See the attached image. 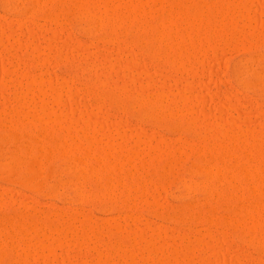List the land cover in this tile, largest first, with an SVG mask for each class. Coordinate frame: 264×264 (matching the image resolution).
Here are the masks:
<instances>
[{
    "label": "rangeland",
    "instance_id": "rangeland-1",
    "mask_svg": "<svg viewBox=\"0 0 264 264\" xmlns=\"http://www.w3.org/2000/svg\"><path fill=\"white\" fill-rule=\"evenodd\" d=\"M29 1L30 0H28V2ZM53 1L56 3H54ZM53 1L50 0V3L53 2V5L50 4L49 1L45 2V4L42 5L43 7L41 6L43 8V11H42V9H40L39 11H35L36 13L40 12L39 14H36V13H33L32 11H30V12H32L31 13L32 15H31L27 12V10L29 11L32 8L29 9V7H27L26 5L28 4V6H29L31 4V6H33V8H34V5H33L34 3L32 4L30 2L29 3L24 2V0H21V1L18 0L16 2L13 1L10 4L13 7V9H12L11 6L6 7L3 4V1L0 0V32H1L0 34L2 35V39L0 38V40H2L3 45L6 44V45H4L6 47H4L2 45V43L0 44V112L5 111V114H7V112H8L9 115H7V117L11 118V116H12L11 113L14 114V112H16V110H17L16 108L20 107V108H22V109L24 108V110H26V112H25L26 114H29V112H31V113L33 112L34 114L36 113L38 115V113H39V115H41V117H42V114L45 113L46 110H49V112L46 111V113H45L46 115H43V118H41V117L40 118L43 119V121H46L48 118L51 117V119L53 121L51 119H49V120L51 121L53 128L49 124L50 128H52V129L49 128L50 129L49 131L47 129L48 133H46V134H49L50 136L54 135L57 137L59 135L62 137H63V135H64V137H69V136L71 137V135L73 134L70 132L71 130L74 129L77 131V128H79V129L81 128V125H76L77 123L73 122L74 117H71V115H74L77 118L80 116L81 118L80 119L78 118V120H79L78 122H80V124H82L81 123L82 121L84 123V120H82V119L85 118L84 117L85 114L90 113L92 115V116H90L91 119L88 118L87 121L85 122V124L87 125V129H88V125H89L90 131L88 130V131H86V133L87 134L88 133L93 134L96 137L91 136L90 134H89L90 136L86 135V136H89V138L86 137L85 135H84L85 138H83L82 136L79 137L82 139L81 140L82 143L85 141L83 143V145L80 142L81 147L84 145H86V147L85 146L82 147L83 150L80 149L83 152L79 150V152L77 153V154H79V156L78 157L76 156V160H75V158L73 159L72 156H70V154H68V153H65V152L61 153L59 150L51 149L48 144L46 145L47 151L44 153V151H43L44 149L42 150V147L44 146V144L42 143L43 141H42L41 135L38 133L42 129L41 127L38 130L37 129L38 126H37L36 127V129L38 130L37 131L34 129L35 126H33L32 127L33 128L32 133H31L30 129L28 127H26L27 126L26 124L27 123L30 124L29 123L30 121L26 122V124H25L26 126H24L22 124V122L25 123V121L27 120L26 118H23L26 114L22 117L24 119V121L21 120L22 122L20 121V119H22L21 117H19L20 119L17 121V117L13 115L14 120L12 117L9 120L11 123L10 124L9 121L6 120L7 119L6 115L4 116V114L3 115L1 114L2 112L0 113L1 118H2V116H4L2 119L0 118L1 119L0 122L2 123V124H0L1 125V127H0V221H3V220L9 221V220L15 218L18 220H23V221H25V223L27 222V224H29L25 228L26 232H24V229L22 230L21 228H19L18 225H7V226L2 227V228L0 227V229H1L0 233H3L0 235V237H2V240H0V243H1L0 244V247H1L0 250L2 249V247L6 250V251H4L2 249L3 251L2 250L0 251V264H14V263L15 264H80V263H82V264H119V262H120V264H130V263L142 264L143 263L142 261L145 258L142 259L141 256H143V257L147 256V258H150L152 255L150 253V251L148 252V249H146V246H145V243L147 241H152V240H153V243H155L157 245H159V243H161L162 241H164V243L169 241L175 245V248L177 246V248L173 251V247H174L173 244H172V246H173L172 247L171 243L168 242L170 244V248L172 247L171 248L172 251L169 248V251H168L169 253L168 252L166 253V254H169V256L165 254L166 255L165 258H163L165 255L162 258H160V256H161V254H160L159 258H157L158 264H169V263L170 264H179V263L180 264H202V263L203 264L204 263H207V264H227V263L228 264H230V263L231 264H235V263L236 264H238V263L239 264H264V261H263L264 260V250L261 249L260 250L261 252H259L258 251L259 248H257V246L252 245L249 240L244 239L245 235H244V233L242 235V232L246 231V229H245V226L243 227V224H242V227L240 226L238 228H234L231 226L229 228H224V226H222V224H220L218 222L219 219H221L222 217L230 216V215H232V217H233L234 213H232L231 210L234 208V206L235 207H241L244 210L252 207V203L255 202L254 201L255 199L252 196L253 194L249 191L250 190L249 187L252 188L253 186H256V185L260 186V183H261V186L263 185L262 187L264 189V183H263L264 180L261 181L259 177H258L259 179L257 178V176H256V178L252 176L253 178L250 177L251 179L250 178L247 179V182H248V180L250 182L247 183L244 187H241V190L239 189L238 194H240V196L243 194L244 197H246V198L251 197L253 199L249 198L248 200L246 199L247 201L244 200L243 202H241V200L239 202L235 201V200H224L223 201L222 199H218L217 197H215L217 199L212 198L213 200L209 199V201H207V200L205 201L204 199L206 198V194L204 193V191L202 189L195 188V186H191L189 189L184 187L185 186L184 182H186V181H190V180L191 181H202L203 180V179L201 180V178H203V176L200 173L199 174L201 176H199V174H197L199 171L197 170V172H196V169H199L200 165H203V164L205 165V163L199 162L200 165L197 164L198 168H196L197 165L194 164L193 161H195V157L198 154H201L202 150L200 148H202L203 150H206L207 148H209V147H206L209 143H210L209 144L210 147L215 145V148H214V146L211 147L213 149L212 151L214 153H217L215 155H217L219 157L224 156L223 158H225L227 161L231 160L230 157H232L233 154L236 153V151H237V153L238 152L242 153V155L241 154H239V155H241L245 159H247V160H245L244 158H242V161H240L241 159H239V163L241 162L243 164L245 162V164H243V165H241V163L239 164L238 161H236L237 164H235V165L238 166V164H239L238 167L236 166L237 168L232 167V165L226 166V169L229 166H231V167H229V168H231L229 170V172H228L229 168L226 170L228 174L229 173L231 174V171H233L234 174H236L237 171L240 170L239 169L240 166L243 167L244 165H246L245 168H248L251 171L253 169L255 170V166L257 164L255 161L258 160L257 157H258V152H259V147H255V145L260 146V144H257V143L261 140L258 137L253 138L254 136L250 135V133H251L250 131L254 130L255 131V132L253 131L254 134L255 133L259 134L260 133L259 131L263 132L262 130H264V91H261L258 88V86L254 85L255 81H257V79H256V76L254 75V73L252 71L247 72L244 75V78L251 83V85H245L243 83H240L239 80L237 78H235L236 77L235 76V69L238 65L245 64L248 66L250 65L249 67L254 69L255 72L261 73L264 71V27H263L264 26V0H254L255 2L251 0L248 3L252 4V2H253L254 5L253 4L251 6L249 5L248 8H250V7H252V8L248 10V8L246 7L247 11L251 10L249 12L250 15H252L254 13L253 15L257 21V23H256L257 28L254 27L255 25L253 26V24L256 21L253 22L251 25L254 28L251 26H248V25H250V23L252 21L250 19H248V17H246V16H249V14L245 15L247 13V11L245 12V10H244V12H243V9H241L242 10V12H241L239 10V12H238V14L240 15L239 16L238 14H236L237 13L236 11H238V9H236V11H235L236 13H234V14H231V13H233V11H232L233 8L230 10L231 12L228 14L230 16L234 15L235 17L230 18L227 15L228 18L225 19V21H226L225 23H228L227 19H230L229 21L232 22L231 24H233V25L237 24L235 26H237L239 28H237V27L236 28L237 29L241 28L239 31L242 32V33H240L236 29L237 33H239V36L236 34L237 36L235 37V34H234L233 36L235 37V39H234V37H232L233 39L230 37H226V36H230L232 34L231 33L229 35V33H228V32H230L231 29L234 32H236L235 29H233L232 27H229V26H231V24L229 25L230 22L227 24L228 26L226 25L227 28L228 27L231 28V29L228 28L229 31L228 30L226 31L225 29H223V27L226 28L225 24L222 27L223 23L220 24L221 28H219L220 25L216 26V24H215V26H214L215 22L213 24H211L212 28H214V27H215V29H217L216 27L219 28L218 29L219 33L221 31H222L221 33H223V32L225 33V31H226V33H228V35H224V36H223V34L219 35V33L218 34L215 33V34L219 35V36H217V35H214V33H212L211 35L215 36V37H213V39L214 38L218 39L219 37L223 36L224 38L226 37L229 40L230 39H232V40H230L228 42V40L224 39L227 41V42H224L225 43L224 44L223 41H220L223 39H221V38L218 40L215 39L216 42H214V40H213L215 45H214V43H212V45H214L215 48L217 47L216 49L215 48L209 49V48L213 47V46H211V42H210L209 44L208 43L207 44L210 45L211 47L208 48V45H207L206 46L207 48H205V49H208L209 52L208 51L206 52V50L204 51V49L200 48L201 51L200 50L196 51V55H197L196 57H195V55L193 56L190 54V56H191V57L189 56L190 59L193 57L194 61L192 63L193 59H191V60L186 59L188 61H185L184 66H186V63L188 65L190 63L189 61H191L192 64L191 63L190 64L195 69L199 68L197 71L195 69L194 70L198 74H200V77H198L199 75L193 70V67L191 69L190 64L188 65V66H190V69H188L189 71H187L188 66L185 67L186 71L183 69L184 66H182V70L179 69L178 72L176 70H172L173 68L172 69L170 68L171 67L170 60L168 62V59H167V58H169V57H167L168 51L164 50V48H163V47H166L165 45H167V44H165V45L163 44L162 46L154 47L153 50L156 48V50H154V52L157 51V53L156 52L154 53L153 50L151 52H148V53H146V51H145V53H144V51L141 50V49H143V47L141 46L142 41L140 39L142 38V34H144L143 33L144 31L141 30L142 27L140 28L139 25L137 26L138 23L136 22V20H138V22H139L140 15L144 14L142 17L150 19V21L153 22V20L154 21L157 20V17L161 14V11H162V15H165L167 13V8L169 9V7H170L169 4L166 3L162 6L165 9V5H166V12L163 10V8L160 9L159 8L160 4H158V5H156V8L158 7L159 9L155 8L154 10H152L155 6L150 8V11H153V12H150L151 14L149 13L148 7H147L148 12L146 11V13H143L144 12L143 11V12H141V14L140 13L134 14L135 13L134 11L132 12V11L126 10V8H128V6L130 7V9L133 8L131 6V4L129 5L131 0H130V2H128V0L127 1L126 0H116V1L115 0H110V1L108 0L109 1V2L107 1L108 5H110L113 9H115L114 12L116 11L117 15L119 13V15H120L119 17H121L120 18L121 20H119V18L116 16V12L114 13L112 11L111 14H113L114 17H113V15L110 14L108 16H104L103 18H100L99 20L95 19L98 21L97 24L99 27L103 26L102 29L99 32H97V34L95 33L96 35L94 33H88L85 31L87 33V35H86L85 32H83L84 31L83 27H86L88 22L86 21V19H84L80 15H77L76 13L78 10H80V8L79 9L77 8V7H80L79 2H80V4L82 3L84 5L85 3H87L88 0H83L85 3L82 2V0L79 2L77 1L78 6L75 3L76 1L74 3L71 0H68V1L65 0V2H64V0H57L58 2L56 0H53ZM99 1L100 0H98V1L94 0V2H96L97 4L100 3L98 5H95V7L93 5L95 3L92 2L93 7H90L91 11H93L92 9L94 8V11L98 12L99 9L97 11V7L98 6H100V7L104 6V3L106 0H101L100 2ZM111 1H112V3H111ZM117 1H119L120 3ZM132 1L134 2V3L132 2L133 4H135L136 2L138 3V5L141 4V2H139L138 0H132ZM204 1L207 2V0H203L202 2H204ZM210 1L212 4H214V2L216 0H210ZM210 1L208 0V4L210 3ZM230 1H233V0H230ZM230 1L225 0L226 4ZM69 2H71V3H69ZM125 2H126V4L128 2L126 8H125V6L122 5V4H125ZM225 2H223V0H221L220 4L222 3V5H226ZM215 3H218V0ZM232 3L233 4L237 3V1L234 0V2H232ZM16 4H18V6ZM82 4H81V6H82ZM111 4H113V5H111ZM115 4L116 5H122V6H120V7H122V9L119 6L116 7ZM71 5H73V6H71ZM92 5H89V6H92ZM114 5L116 8L114 7ZM24 6H26V8H28L27 10H25V12H27L28 14L23 13L24 15H22V14L20 15L18 12H16V10H18V11L22 10V8ZM56 6H57V8H59L61 10L56 9ZM74 6L78 10H75ZM64 7H65V9H64ZM8 8L9 9L11 8L12 10H8ZM174 8H176L175 5H173V9ZM235 8H236V6H235ZM238 8H241V7H238ZM73 9H74V11H73ZM157 10H158V12H157ZM170 10L171 9H169L168 12ZM50 11L56 12V13L60 12V11H62V12L57 13L58 19L55 18L54 19L55 21H54L52 18V17H54V15H53L54 13H51L52 19L45 17L46 16L45 13H49ZM163 11L165 12V14H163L164 13ZM127 13H128V15H126ZM157 13H159V14L157 15ZM243 13H245V14H243ZM59 14H62V15H59ZM123 14H125V15H123ZM40 16H43V17H40ZM109 16L112 20L109 18ZM124 16L128 17V19L126 18L127 21H125L124 23L123 22L121 23L122 20H125L122 18ZM133 16H135V18ZM242 16L247 18L251 22H249V24H247L248 20L247 19L245 20V18L242 19L241 18ZM75 17H77V18H75ZM142 17H141V19H142ZM132 18H134L136 20H132ZM108 19L115 22L119 27L115 23L109 21ZM129 19H131L130 22H129ZM107 20L110 23L106 22ZM57 21H58V23H57ZM131 21L134 23V26H131L133 24ZM23 22L25 23L26 27L24 26ZM40 22H41V25H40ZM101 22H102V24H101ZM20 23H22L23 26L20 25ZM126 23H130V24H126ZM135 23H137V24L135 25ZM175 23L172 24L173 29L177 30L176 28H179L178 30H180V28H182V27H178V26H180V24L182 25V22L181 23L177 22L176 24ZM109 24H110V26H111V24H115L116 25L115 28L117 29V32H116V34L112 40L111 39L109 40L108 37H105L106 34L109 32L108 31L109 27L107 26ZM119 24L124 25V26H120ZM160 24L162 25V23H159V24L156 22L154 23V25H155L154 27L156 29H160V32H163L164 29L166 30L164 32H167V31L171 32L170 30H173V29H170L172 27L170 25V23L169 24L164 23V24H168V26L167 25L161 26ZM177 24H179V25H177ZM129 25H130V27H128ZM257 25H259V26H257ZM28 26H29V30L27 29ZM182 26H185V25H182ZM22 27L24 28V30ZM111 27L113 29V26H111ZM131 27H133V28H131ZM136 27H138V28H136ZM124 28L125 29L127 28V29L124 30ZM186 28L188 30L182 28V29H184L183 31H186V30L189 31V28L188 27H186ZM138 29L142 33L140 31H138ZM200 29L201 28H199V30ZM204 29L202 28L200 31L198 29L193 30V32L195 33L194 35L198 37L202 33L201 31H203V33L201 34L202 37L200 36L199 39L203 38V36L205 35L204 33L207 31V30L205 31ZM220 29H221V31H219ZM151 30H152V28H151ZM213 30H211V32ZM223 30H225V31H223ZM232 30H231V32H233ZM24 31H26V32H24ZM60 31H62L63 33ZM110 31H111V29H110ZM157 31L159 32V30H157ZM216 31H214V32H216ZM197 32H198V34H197ZM252 32H254V33H252ZM7 33H8V35H6ZM208 33H209V31H208ZM250 33H252V34L250 35ZM207 35L208 34H206L204 36V39L207 38L206 37ZM97 37L100 39H98ZM258 37H259V39H258ZM187 38L189 39V37H187ZM237 38H239V39H237ZM125 40H127V41H125ZM139 40H140V42H139ZM189 40H191V39H189ZM206 40L207 39H205V40L202 39V41H206ZM241 40H243V41H241ZM230 42H232L231 43L232 45L230 44ZM186 43H188V42H186ZM186 43H185V45H186ZM233 43H234V45H233ZM241 43L244 45L242 46ZM89 44H92V45H89ZM226 44H229V45L225 46ZM42 45H44V46H42ZM46 45H47V47H46ZM142 45H143V43H142ZM189 45H187V46H189ZM17 46H19V47H17ZM191 46L192 45H190L189 47L192 48L193 46L192 47ZM35 47L38 49H36ZM4 48H6V50ZM166 48L168 49V47H166ZM196 48L197 47H195L194 49H196ZM244 49H246V50H244ZM1 50H3V51H1ZM162 50H164L166 53L164 51H163L164 52L163 53ZM210 50H212V51H210ZM191 52L193 53V51L190 49V53ZM198 52H201V54H199V55H202V57H203V53L206 52L205 53L206 55H204V57H203V62H201V63L199 61H202V60L197 59V57H200L199 59L202 58L201 56H198V54H197ZM149 53H152V55ZM194 53H195V50H194ZM47 54H48V56H47ZM163 54H165V55L167 54V55L161 56ZM130 55H134V57L130 56ZM158 55H159V57H161L160 59H158L159 57L157 58ZM152 56H153V58H152ZM155 56H156L157 60L155 59ZM43 57H45L47 59L45 60ZM131 57H132V59H131ZM42 58L44 59L43 61H46V62H43L41 60ZM144 59H145V61H143ZM153 59H155L156 62ZM161 59H162V61H161ZM163 59H165V60L167 59V60L165 61ZM195 59H197L198 62L197 61L195 62ZM14 60H16V61H14ZM164 61H165V63H164ZM169 65H170V67H168ZM197 66H199V67H197ZM117 69H119V70H117ZM190 70L192 71V74H191ZM193 72H195L198 76H196L195 73H193ZM180 73H181V75H180ZM176 74H178V75H176ZM191 75H193V76L191 77ZM48 76H49V78H48ZM51 76H53V77H51ZM50 77L52 79H54L56 84H54L55 83L54 81L52 84H54L56 86L58 85L57 86L58 90L60 91V93L62 95V98H60L57 101L55 99H53L54 98L53 96H54L55 91H56V88H55L56 86H54L55 90L53 87H52L53 89L52 88L49 89L50 92H51V89L54 90L51 92L52 94L50 92H48V89L47 90L45 89L46 92L49 93V94L47 93V95H46L45 90L43 88H41L42 90H40L41 91L40 93H39V89H37L38 85H40V84L38 83V85H37V83H36L37 81H35V79L39 78V80H40V78H42V80L47 79V81H48V79L49 80L51 79ZM88 78H89V80L87 81L86 79H88ZM29 79H34V82H33L34 84L32 83V80H29ZM25 80L27 82L31 81V85H30V82L27 83ZM90 80H92L93 82H96V85L98 83L97 87L95 85L92 87V89H90L88 86H86L87 82H88L87 85H89ZM20 81H21V83H20ZM58 81H59V83L61 82L60 85L57 84ZM99 82H100V85H99ZM102 82H104L105 84ZM67 83L70 84V86H68ZM92 83H91V85H92ZM230 83H231V85H230ZM29 85L31 86V88L35 87L36 89L34 90V88H33V90H31ZM33 85H35V86H33ZM66 85H67L68 91L72 85L73 87H71L70 91L75 92V94L73 92H71L69 94V92L64 89V88H66ZM91 85H90V87H91ZM61 86H63V89L61 88ZM100 86H101V88H100ZM103 86L105 87L104 90L107 89L106 92H108V90L111 88H112V90H110V91H113L116 94H118V92H119V94L120 93L126 94L127 93L126 91H128V90H131V92L133 90L135 93H136V91H138V92L141 91V93L147 94V97H150V98L156 96L155 94L158 92L157 90L169 93V95L171 97H173V95H174V97H177L179 95L178 93H180V95L182 93V96H185V95H183V93H185L186 94L185 97H188V96H190V97H189V99L186 98L185 100H183V102H185L188 99L187 103H186V104H188L187 108H189L190 105H192V108L191 107L190 108L192 110L194 109L195 115L197 114L196 115V117H197L196 118V124L197 125H196L195 129L183 131L179 136H178V134H176L177 132L175 130H173V128H171V123H177V122L180 123V119L183 121L186 119L185 117H187V115L185 116L184 114L180 113V107H183L182 105L184 104L180 100H179L180 102L177 101L178 103L176 104V107L177 108L179 107V110L176 107H174L175 104L171 103L169 105V106L172 105V108H170V110L173 109L172 113H175V114H172L173 116H171V118L169 115L166 116L167 118L163 117L164 114L162 116V113H161L162 111L161 112L158 111V109L155 106H153V107H155V109L153 108V110H152V107H151L152 105H150V107H148V109L149 108L150 109L149 110L147 109L148 112L150 111L149 112L150 114L147 113V115L149 114L148 116H150V117L152 115H154V116L156 115V117L155 118L154 117H152V118H149V117L146 118L145 117L144 119H142V117H140V119L137 120L138 117H136V116L133 117L132 114H130L126 110H124L123 105L120 102L114 101L115 98L111 97L113 99H110V96H109L110 100L109 99L107 100L108 96L104 95V94H106V92L103 90V88H104ZM263 87H264V85H263ZM94 88H96V90ZM98 88H100V89H98ZM88 89H90V90L88 91ZM63 90H65L69 95L66 93L68 95L67 96L65 94V92L63 93L62 92ZM85 90L87 92H85ZM92 90H93L94 94H92ZM151 90H152V92H151ZM235 90H237V91H235ZM16 91L18 93H20L21 96ZM28 91L30 93H33V91H34V94L36 91H38V92H36L37 97L36 98L31 97V96H35V95L34 94L30 95ZM42 91L44 93H42ZM24 92H25V94L27 93L28 96L30 95L29 97H30V100L32 99L31 101L34 102V100H35L34 104H39V106H42V108L39 107L42 110H40V109L36 110L38 108L37 105H34V104L32 105L33 102L29 103V102H31L30 100H29V102H27L26 98H25L26 95L24 94ZM90 92H91V94H90ZM98 92H99L100 97H98L99 96ZM100 92H101V94H100ZM233 92H235V93H233ZM37 93H38V95L39 94L41 95V93L44 95V97L41 98L43 101L39 99L40 96L38 97ZM229 93L233 94V95H230V99L232 102L230 101V99H229V101H227L228 100L227 98H229L228 97ZM63 94H65V95H63ZM153 94L155 96H153ZM18 95L20 96V98H22V96L24 98L20 99L18 97ZM71 95H73V96L76 95V96H75V98H69V96L73 97ZM234 95L237 97V99ZM231 96H233V97H231ZM17 97H18V99H17ZM103 97H104V99H103ZM33 98H35V99H33ZM71 99H73V100H71ZM100 99H102V100L99 102ZM94 100H95V102H94ZM97 100L99 103L97 102ZM224 101L227 104L231 103V104H229L230 107H228V106L226 107L225 105H222L221 103ZM181 102H182V104H181ZM23 103L26 104L27 108L24 105L21 106ZM97 103L99 104V106L97 105ZM232 103H235V104H232ZM219 104L221 105V107ZM234 105H236V109L233 108ZM87 106L90 107L89 108L90 110L94 109L93 112H91L89 109H87L88 108ZM91 106L92 107L95 106V108H92ZM120 106H121V108H120ZM166 106L168 107V104L164 105V107H166ZM186 106L182 108L183 113H185V109H187ZM237 107H239V110H241V112H242L241 114H240L239 110H238L239 112L237 111ZM32 108H33V111H32ZM85 108L87 109L86 112H84L86 110ZM220 108H221V110H220ZM14 109H16V110H14ZM120 109H122V110H120ZM156 109H157L160 116L158 115ZM24 110L20 109V111H23V112H21L22 114L24 113ZM35 110H36V112H34ZM17 111H19V110H17ZM37 111H38V113H37ZM88 111H90V112H88ZM40 112H43V113L40 114ZM177 112L180 113V115ZM50 113H52V114H50ZM71 113H73V114H71ZM67 114H68V116L66 117L65 115H67ZM82 115H84V116H82ZM181 115L183 116L184 119L182 118ZM46 116L48 118L45 120ZM5 117H6V119H5ZM28 117H29L28 119H30V115H28ZM32 117H33V115L31 116V118ZM68 117H71V119L70 118L69 119L73 123H71V122L69 123L70 120L68 119ZM157 117L158 118L161 117V120L157 119ZM172 117H174V118H172ZM198 119H199V121H197ZM49 120H47V121H49ZM174 120H176V122ZM4 121H5V123H4ZM217 121H221V123H223L222 125H224V127H225V123L226 124L229 123V125H230L232 122L236 126V127L232 128L233 126L230 127L228 125V127L230 128V131H229L227 126L224 128L221 125L223 129L220 130L221 129L220 128L218 130L219 132L222 131V133H225V131L226 132L227 131L228 132L233 131L235 133V132H237V128L239 126H242L244 129L247 128V131L245 130L244 133L249 132V135L251 137L247 136L246 135L247 133H245L243 135L241 134L242 136H238L239 139L234 138V137L231 138L230 136H228V138H227V135H225L226 133L224 134V136L222 133H218L216 135L217 137H215L213 134H211L212 131H210L209 129H210V124L211 125L213 123L217 124L218 123ZM87 122H89V124H87ZM116 122L118 123V125ZM3 124H5V125H3ZM69 124H70V126H69ZM216 124H214V125H216ZM71 125L76 127V129ZM198 125H199V127H198ZM21 126H23V127L21 128ZM44 128H45V126H44ZM44 128H43L44 132L40 131V133L45 134L46 128L45 129ZM94 129H95V132H94ZM96 129H98V132L96 131ZM205 129H207V130H205ZM226 129H228V130H226ZM248 129H251V130L248 131ZM27 130H28V132H27ZM74 130H73V132L75 133ZM8 131H10L11 133ZM207 131H209L211 133L208 134ZM49 132H52V134ZM69 132L71 133V135ZM199 132H201V133H199ZM12 133H17V135L19 136L18 137L19 142L16 143L10 139H6V140H3V142H1L2 136H4L5 134L7 135V134H12ZM36 133H37V135H36ZM67 133L69 136L67 135ZM96 133H98V135ZM205 133H206V135L208 134L207 137H205L206 136ZM26 134H27V136H26ZM210 134L213 135V137H215V138L210 137L211 136ZM220 134H222V135L220 136ZM262 134L264 135V132ZM103 135H104V137H103ZM201 135H203V137ZM22 136L24 138L25 137L26 138L24 139ZM218 137H220V138H218ZM246 137H248V141H247ZM69 138L68 139L65 138L67 142H69V140H71ZM86 138H88V140L91 139V141L89 140L90 142H92V139H96V138L97 139L95 141H93L94 143L92 142L93 144L91 143V145L88 146L90 142L88 140H85ZM101 138H102V140H101ZM243 138H244V140H243ZM28 139H30V140H28ZM207 139H209V140H207ZM219 139H222L223 143H222V141L220 142ZM249 139L251 140V142ZM256 139L257 140L259 139V140L256 141ZM100 140L102 141V143ZM203 140H204V142H203ZM79 141H80V139H79ZM86 141L88 142V145L86 144L87 143ZM207 141H209V143ZM245 141L248 144H246ZM11 142H13V143L11 144ZM95 142H96V144H95ZM214 142H216L217 145ZM23 143H25V144H23ZM220 143H222V146L220 145ZM251 143H253V144H251ZM161 144L163 147L161 146ZM242 144L243 145L246 144L247 145V146L245 145L246 148L249 147L248 151H247V149L243 148ZM156 145H159L160 147H162V148H160V147L159 148L164 149V150H161V152H159L160 150L157 149V150H159L158 154H157V150L155 148ZM225 145H227V146H225ZM251 145H253V146L250 147ZM103 146H104V149L105 148L110 149V150H108L109 151V158H106L104 160L102 158V160H101L100 152H102L104 150V149H102ZM152 146H154V147H152ZM112 147L114 148V150ZM218 147L220 150L218 149ZM220 147H222V148H220ZM254 147L256 149H254ZM40 149H41V151H40ZM48 149H50L51 151ZM115 149L118 151V153H116ZM216 149L219 151H217ZM241 149H243V150H241ZM245 150H246V152H244ZM61 151H65V147L62 146ZM226 151H227V153H226ZM30 152H32L33 153L32 155H35V157L30 158ZM220 152H221L222 156L219 155ZM8 154H10V156ZM82 154L87 155L88 157H86ZM111 154H112V156H111ZM129 154L131 155L130 157H129ZM136 154H138V155H136ZM243 154L247 155V157H245ZM253 154H254V156H253ZM14 155H16V157ZM95 155H96L97 160L95 159ZM185 155H186V157H185ZM230 155H232V156H230ZM18 156H19V158H18ZM198 156H197V158H198ZM248 156H249V158H248ZM37 158H39V160H37ZM255 158H257V159H255ZM98 159H100L99 163H97ZM122 159H123V161H122ZM127 159H128V161H126ZM232 159H233V157H232ZM250 159H251V161H249ZM18 160H20V161H18ZM83 160H85V161H83ZM114 160H117V162H115ZM177 160L179 162H176ZM196 161H197V159H196ZM249 162H251V163H249ZM7 163L8 164L10 163L9 164L10 166ZM114 163H116V165ZM248 163L253 166L252 169H251L252 166L249 165ZM99 164H101L102 166ZM117 164H118V166H117ZM120 164H122V166ZM229 164H231V162ZM165 165H169L171 167L168 168L169 166H165ZM222 165L224 166L225 164L222 163ZM150 166H151V168H150ZM193 166L195 168H193ZM116 167H118V168L120 167L119 168L120 170L117 169ZM134 167L136 170L134 169ZM102 168L104 170H102ZM138 168L140 171H138ZM164 168H165V170H164ZM232 168L236 169V170H233ZM171 170H172V172H171ZM99 171L101 172V174H99L100 173ZM235 171H236V173H235ZM80 172H86L88 177L86 176L85 179H80ZM118 172H119V174H118ZM127 173H128V175H126ZM137 173H138V175H137ZM76 174H78V175H76ZM96 174H99L98 175L99 177L100 176L103 177L104 184L105 185L108 184V186L110 187V190H109V187H107L108 189L106 188L107 190L111 191L110 194L112 196L110 195V198L105 193V189L99 187L98 181H97L98 176ZM102 174L104 176H102ZM160 174H161V176H160ZM162 174L168 175V176H164ZM130 175H132V177ZM232 175H233V173H232ZM135 176L138 178V180ZM162 176H164L165 179ZM254 179H255V181H254ZM261 179H262V177H261ZM259 181H261V182H259ZM113 182H114V184H113ZM118 182H120V184ZM252 182H255V183L253 184ZM115 183H117V184H115ZM223 183L221 185L219 184L218 186L220 188H222V187L225 188L226 182H223ZM134 184H135V186H134ZM248 184H249V186H248ZM250 185H252V186H250ZM72 187H74V188H72ZM132 187H133V189H132ZM134 187H135V189H134ZM142 187H143L144 191L141 189ZM78 188H80L81 193L83 195H86V197L88 199L86 197H85L86 199L80 197L81 200H79L80 198L76 193V190ZM242 189H243V191H242ZM135 190H137L139 192H137V191L135 192ZM140 190H141V192H140ZM146 190L148 192H146ZM253 190L254 189H252V192H253ZM94 191H96V192H94ZM112 191H114L115 193H112ZM254 191H256V190H254ZM97 192H98V194H97ZM99 193H101V194H99ZM249 193H250V196L246 195ZM154 194H155V197H154ZM91 195H93V196H91ZM99 195L101 197H99ZM106 195L108 197H106ZM71 197H73V198H71ZM74 197H77V198H74ZM130 197H132V198H130ZM153 197H154V199L156 198L155 199L156 201H154ZM214 199H215V201H214ZM250 201H252V202H250ZM205 202H207V203L204 204ZM117 205H119V206H117ZM167 205H168V207H167ZM181 208H188V209L192 210L193 213L198 212L200 214L202 212L205 213L206 208L211 209V210L213 209L212 211L214 212V215L216 216L218 221L215 223H214V221H212V223L209 222V219H207V221H206V219H202L203 220L202 221L200 219L204 218V217L201 216L199 218V216H198L199 214H197L195 216L196 218H199V219L194 218V220L191 219L190 222H187V223L182 222V221L179 222L178 220H174L173 216L178 215L180 213L179 211L181 210ZM229 208H231V210ZM228 210L230 211V213ZM82 214L84 215V217ZM242 214H244V213H242ZM125 215L127 217L132 215V219L130 217H129L130 219L126 218ZM74 216H77V217H75V219H74ZM237 216L235 215L234 217H237ZM71 217H73V221H71V219H70ZM242 217H244V216L239 215V218H242ZM84 218L86 220L87 226L85 223H84L85 224V226H84L83 222L80 225L81 219H84ZM86 218H89L88 220L91 223L88 222ZM122 218H123V220H126V222H125L126 225L123 223L124 227H122L121 229H117V227H114V226H117V223H119L120 220L123 221ZM133 218H134V220H133ZM47 219L48 220L50 219L51 223ZM78 219H80V220H78ZM69 220H70V222H69ZM74 220H76V221H74ZM135 220H136V222H133ZM196 220H198V221H196ZM36 221H37V223H36ZM46 221L48 222V224L50 223V225H48ZM206 222H208V223H206ZM52 223L53 224L60 223L59 225H61V226H63V223H64V226H68L71 223V225H70L71 232L69 230V226H68L69 231L68 232L66 231V238L67 239L65 238V234H64L65 230L62 233L61 230H60L61 232H59L58 230L53 229V226H51ZM67 223H68V225H65ZM147 223L149 225H146ZM35 224L37 226H38V224L40 226L42 225L41 227H44L45 229H47V230H45L44 228L40 229L41 227L38 226L39 227L38 229L40 230L39 232L37 231L39 233V238L37 236H35L34 239L38 238L40 241L39 242L40 244L36 242L37 239H36V241H32V240H34L32 238L33 237L32 235L34 234V230H36V228H34ZM73 224H74V226H73ZM94 224H95V226H93ZM129 225H130V227H129ZM28 226H29V228H28ZM145 226H147V227H145ZM148 226H149V228H148ZM50 227L54 230V232H51L52 229ZM83 227L86 230H84ZM136 227L141 228V229L143 228L142 231L144 230V232H142L141 230H139L137 232ZM199 227L201 229H199ZM262 227L264 228V226H262ZM108 228H109V230H108ZM263 228H261L260 230H263ZM2 229H3V231H2ZM20 229H21V231H20ZM43 229L46 231L43 234H46V235L42 234V236H47V234L49 236V237H47L48 239H46V240H44L45 239L44 237L41 238L42 236H41L40 232H41V230H42V232H44ZM110 229H112V230H110ZM158 229H160V230H158ZM12 230H13V232H12ZM55 230L59 233L64 234V237H62L63 236L62 234H59V233L57 234V232H55ZM75 230L76 231L78 230L77 231V237H76V234H73V233H76ZM119 230H122L123 234H122V232H119ZM198 230H199V232H197ZM208 230L210 232V235L214 236L213 234H215V238L217 235L219 236V241H218V236H217L216 241H214L212 239L214 242L213 243L211 242V244H208V245H211V247H213V248H210V246H208L209 249H204V247H203V250L198 249L199 251L196 250V251H194L195 253L191 252L190 255L193 254V256L194 255L195 256L194 257L192 255L189 257L187 256L188 259L185 258L186 256L184 254H182L185 256L184 257L185 260H183L182 259L183 257H181L180 255L177 254L178 251H180L179 249L181 248V246H182V249L184 252L183 243L184 242L187 243L188 239L194 238V236L198 235V233H199V235L202 234L203 238L205 236L206 240L207 239L211 240V238H214L212 236H209ZM221 230H222V232H221ZM242 230H244V231H242ZM7 231H9L8 233L11 235V236H9V238H8L9 234H7ZM22 231L24 232L23 234L21 233ZM47 231H48V233H47ZM86 231H88V232H86ZM135 231H136V233H135ZM206 231H207V233H206ZM223 231H224V233H223ZM226 231H227L228 235H227ZM29 232H30V234H29ZM128 232H129V234H128ZM132 232H133V234H132ZM179 232H181V233L184 232L185 234L183 233V235L187 234L186 235L187 237L186 236L182 237V240L185 237L184 238L185 241L183 240L184 242L183 241L179 242L181 240V239H179L181 237H178V235L181 236V234ZM262 232H264V231H262ZM137 233H139V235H140L139 237H138ZM222 233L224 234V236L226 235L225 238H224V236H222V238H221L220 235H222ZM35 234H36V232H35ZM67 234H68V236H67ZM136 234H137L136 237H138V238H136L134 236ZM3 235L4 236L6 235V236L4 237ZM24 235H25V238H24ZM88 235H90L91 237L89 238ZM97 235L98 236L101 235L99 237L100 238L99 240H97L98 239ZM52 236H53V239L50 238ZM69 236H71V237L69 238ZM84 236H86L87 238H85ZM93 236H97V237L95 238ZM188 236H190V238H188ZM126 237H129L128 239H130V238L131 239L128 241V240H126ZM134 237H135V239H134ZM4 238H6L8 240L6 241V239H4ZM71 238H73V239H71ZM84 238L87 241L84 240ZM123 238H125V240L127 241V242L124 241V242H126V245L128 243V248L126 247L127 248L126 252H124L125 254H123V251H125V250H122V249L120 250L119 245L116 247V245L121 240L123 241ZM40 239L42 241L43 240L44 241L41 243ZM57 239H60V240H57ZM69 239H71V240H69ZM74 239H76V240H74ZM220 239H221V241H220ZM246 239H247V237H246ZM56 240H57V243H56ZM63 240H66V241L64 242ZM263 240L264 239H262L261 241H263ZM21 241L24 244L28 241L27 244L29 243V245H32V246H30V248L32 250H30V248H27V246H29V245L25 244L26 249H27L26 250L25 245ZM48 241H51V243L54 245V247ZM68 241H69L68 244H65L64 246L60 245L62 243L63 244L67 243ZM105 241L108 243V245H106L107 243L105 244ZM70 242H72V243H70ZM112 242L113 243L115 242V244H113ZM49 244L53 248H51V246ZM212 244H213V246H212ZM80 245H81V247H80ZM114 245H115V247H114ZM160 245H162V243ZM107 246H110V248L108 247V249H107ZM253 246L256 247V249ZM32 247H35L36 249L32 248ZM112 247H114V248H112ZM48 249H50L51 251L53 250V252H50ZM94 249H97L98 252H100L101 250L104 251L103 253L104 254L106 253V256H108V257H106V256H105L106 258L105 257H103V258L98 257V254H96L97 251ZM128 249H130V250H128ZM218 249L220 252H216V251H218ZM23 250H25V251H23ZM33 250L35 253L33 252ZM35 250H37V251H35ZM205 250H207V251H205ZM209 250L211 252H209ZM29 251L32 255L30 253H29L30 255L28 253L27 254L25 253V252H29ZM105 251H108V253ZM129 251H131V252H129ZM176 251H177V253H176ZM262 251H263V253H262ZM48 252H50L51 254ZM115 252H116V254H115ZM147 252L151 254V255L149 254L150 257L148 256ZM183 252H180V253H183ZM127 254H129V255H127ZM177 256H179L181 258L179 259ZM1 257H3V258H1ZM135 257L138 258L137 259L138 262H135L136 261ZM153 257L154 256L152 255V258ZM12 258H13V260H12ZM97 258L101 259V260H98ZM122 258H124L125 261ZM167 258L169 260H167ZM190 258H192V259H190ZM102 259L105 262L102 261ZM1 260H2V262H1ZM72 260H73V262H72ZM146 260H148V259H146ZM153 260L156 261V259H153ZM150 261H152V260H148L147 262L149 264H156L153 261H152V263ZM189 261L190 262L193 261V262L190 263Z\"/></svg>",
    "mask_w": 264,
    "mask_h": 264
},
{
    "label": "bare ground",
    "instance_id": "bare-ground-1",
    "mask_svg": "<svg viewBox=\"0 0 264 264\" xmlns=\"http://www.w3.org/2000/svg\"><path fill=\"white\" fill-rule=\"evenodd\" d=\"M3 1V4L6 6V7H12V5H10L11 4V2H13V1H18V0H2ZM21 1V0H20ZM33 1V2H32ZM45 1V0H44ZM43 0H30L29 2L30 3H34L33 5H34V8H33V6H31V4L28 6V4L26 5L27 7H29V9L30 8H32V9H30L29 11L27 10L28 8H26V6H24L23 8H22V10H20V11H18V10H16V12H18L20 15L22 14V15H24L23 13H29V14H31L32 12L33 13H36L35 11H39L40 9H42V11H43V6L42 5H44L45 4V2H48L49 1V3H50V0H46L45 2H44ZM51 1H53V0H51ZM57 1V0H56ZM68 1V0H67ZM73 3L75 2L76 3V5L78 4V2L79 1H81V0H71ZM78 1V2H77ZM96 1H98V0H96ZM101 1V0H100ZM99 1V2H100ZM108 0H106L105 1V3H104V6H98L97 7V11H98V9H99V11L98 12H95L94 11V8L92 9L93 11H91L90 10V7H93V5H94V7H95V5H98V4H100V3H96V2H94V0H88L87 1V3H85L83 0H82V2H84L85 4L83 5L82 3V6H81V4H80V2H79V5H80V7H77L78 9L80 8V10H78V9H76L75 8V6H74V8H75V10H78L77 11V15H80V16H82L84 19H86V21L88 22L87 23V25H86V27H83V32H88V33H96L97 34V32H99L101 29H102V27L103 26H101V27H99L98 26V21L97 20H99L100 18H103L104 16H108V15H110L111 14V12L113 11L114 12V10L115 9H113L110 5H108V2L110 1H108ZM116 1V0H115ZM127 1V0H126ZM139 2H141V4H139L138 5V3L136 2L135 4H133L134 2L131 0V2H130V0H128V2H130L129 3V5L131 4V6L133 7L132 9H130V7L128 6V8H126V6H127V4H128V2H127V4H126V2H125V4H122L123 6H125V8H126V10L127 11H134L135 13L134 14H138V13H140L141 14V12H143V13H146V11L148 12V9H149V13L150 12H153V11H150V8H152V7H154L152 10H154L155 8H156V5H158V4H160L159 5V8L161 9V8H163V10L166 12V5H165V9H164V7H162L164 4H169V9H171L169 12H168V8H167V13L165 14V12L163 13V14H165V15H162V11H161V14L157 17V20H153V22L152 21H150V19H147V18H144V17H142L144 14H139L140 15V20H139V22H138V20H136V19H134L135 18V16H133L134 18H132V20H136V22L138 23H135V25L137 24V26L139 25L140 26V28H141V30L142 31H144L143 33L144 34H142V38L140 39L141 41H142V43H143V45H142V43H141V46L143 47V49H141L142 51H144V53H145V51H146V53H148V52H151L152 50H153V48L154 47H157V46H162L163 44L165 45V44H167V45H165L166 47H168V49L166 48V47H163L164 48V50H167L168 51V55H167V57H169V58H167L168 59V62H169V60H170V65H171V67H170V65L168 66V67H170L172 70H176L177 72H178V70L179 69H181L182 70V66H184V64H185V61H188V60H186V59H189V60H191V59H193V57L190 59V54L191 55H195V57L197 56L196 55V51H201V49H204V51L206 50V52L208 51V49H205V48H207L206 46L211 42V46H213V47H211L210 45H208V48L209 47H211V48H209V49H214L215 47H214V45H215V43L214 42H216L215 41V39H217V38H214L213 39V37H215L214 35H217L219 32H218V29L219 28H221V23H223L222 24V27L224 26V24H225V27L227 28V24L229 23V25L232 23L231 21H229L230 19H227V21H228V23H225L226 21H225V19L226 18H228L227 17V15L230 17V18H233V17H235L234 15L232 16H230L228 13H230L231 11V9H232V11H233V13H231V14H234V13H236V14H238V12H239V10L242 12V10L241 9H243V12H244V10H245V12L247 11L246 9L249 7V5L251 6L252 4H253V2H252V4L251 3H248L249 1H251V0H236L237 1V3H232V2H234V0L233 1H230V0H227V1H230V2H228L227 4H226V2H225V0H223V2H225V4L227 5H222V3L220 4V1L221 0H218V3H215V2H217V0L214 2V4H212L211 3V1H210V3L208 4V0H207V2H202L201 0H138ZM240 1V2H239ZM252 1H254V0H252ZM24 2H28V0H24ZM28 2V3H29ZM54 2V1H53ZM53 2H51L50 4H52L53 5ZM58 2V1H57ZM63 2V1H62ZM64 2H65V0H64ZM92 2L93 3H95V4H93L92 5ZM117 2H119V1H117ZM133 2V3H132ZM243 2V3H242ZM255 2V1H254ZM43 3V4H42ZM54 3H56V2H54ZM69 3H71V2H69ZM111 3H112V1H111ZM120 3V2H119ZM205 3V4H204ZM239 3V4H238ZM241 3V4H240ZM248 3V4H247ZM23 4V3H22ZM103 4V3H102ZM114 4V3H113ZM113 4H111V5H113ZM133 4V5H132ZM175 5V7L176 8H174L173 9V5ZM17 6H18V4H16ZM55 5V4H54ZM69 5V4H68ZM67 5V6H68ZM89 5H92V6H89ZM116 5V4H115ZM115 5H114V7H115ZM122 5H116V7H120V6H122ZM240 5V6H239ZM254 5V4H253ZM16 6V7H17ZM31 6V7H30ZM42 6V7H41ZM71 6H73V5H71ZM78 6V5H77ZM168 6V5H167ZM172 6V7H171ZM233 6V7H232ZM235 6H236V8H235ZM40 7V8H39ZM59 7V6H58ZM115 7V8H116ZM147 7H148V9H147ZM238 7H241V8H238ZM247 7V8H246ZM5 8V7H4ZM15 8V7H14ZM121 9H122V7H120ZM158 8V7H157ZM156 8V9H157ZM158 8V9H159ZM252 7H250V8H248V10L249 9H251ZM256 8V7H255ZM12 9H13V7H12ZM11 8L9 9L8 8V10H12ZM16 9V8H15ZM19 9V8H18ZM56 9H59V8H57V6H56ZM64 9H65V7H64ZM119 9V8H118ZM117 9V10H118ZM120 9V10H121ZM129 9V10H128ZM147 9V10H146ZM236 9H238V11H236ZM25 10H27V12H25ZM59 10H61V9H59ZM63 10V9H62ZM70 10V9H69ZM119 10V11H120ZM30 11H32V12H30ZM46 11V10H45ZM73 11H74V9H73ZM236 11V12H235ZM251 11V10H250ZM250 11H247V13L245 14V13H243V14H245V15H247V14H249V16H246V17H248V19H250V20H248L247 18H245V17H241L242 19L243 18H245V20L247 19L248 21V23L247 24H249V22H251L250 23V25H248V26H251L252 25V23L253 22H255L256 21V19H255V17H254V13L252 14V15H250ZM12 12V11H11ZM62 11H60V12H57V13H61ZM116 12V11H115ZM114 12V13H115ZM122 12V11H121ZM125 12V11H124ZM157 12H158V10H157ZM27 13V14H28ZM40 12H38V13H36V14H39ZM50 13V14H49ZM49 13H45L46 14V16L45 17H48V18H51L52 17V15H51V13H54L53 15H54V17H52L53 18V20L55 19V18H57V13L56 12H49ZM74 13V12H73ZM129 13V12H128ZM128 13L126 14V15H128ZM148 13V14H149ZM262 13V12H261ZM260 13V14H261ZM66 14V13H65ZM133 14V13H132ZM151 14V13H150ZM149 14V15H150ZM159 13H157V15H158ZM256 14V13H255ZM32 15V14H31ZM48 15V16H47ZM59 15H62V14H59ZM58 15V16H59ZM111 15H113V14H111ZM123 15H125V14H123ZM147 15V14H146ZM239 15V14H238ZM257 15V14H256ZM50 16V17H49ZM116 16L119 18V20H121L120 18L121 17H119L120 15H119V13H118V15H117V12H116ZM131 16V15H130ZM240 16V15H239ZM40 17H43V16H40ZM112 17V16H111ZM113 17H114V15H113ZM125 17V16H124ZM122 17L123 19H125V20H122L121 21V23L123 22H125V21H127V19H128V17ZM138 17V16H137ZM141 17H142V19H141ZM146 17V16H145ZM148 17V16H147ZM152 17V16H151ZM150 17V18H151ZM156 17V16H155ZM262 17V16H261ZM260 17V18H261ZM51 18V19H52ZM75 18H77V17H75ZM107 18V17H106ZM109 18H110V16H109ZM127 18V19H126ZM131 18V17H130ZM26 19V18H25ZM58 19V18H57ZM95 19H97V20H95ZM105 19V18H104ZM111 19V18H110ZM27 20V19H26ZM30 20V19H29ZM44 20V19H43ZM52 20V21H53ZM95 20V21H94ZM109 20V19H108ZM106 21V22H108V23H110L109 21H111V20H109V21ZM115 20V19H114ZM118 20V19H117ZM130 20L131 19H129V22H130ZM55 21V20H54ZM101 21V20H100ZM99 21V22H100ZM116 21V20H115ZM182 22V25H185V26H182L180 23V26H178V27H182V28H184V29H187L186 27H188L189 28V31H183L184 29H182V28H180V30H178L179 28H176L177 30H174L173 29V26H172V24H174L175 22ZM22 22V21H21ZM25 22V21H24ZM23 22V24H24V26L26 27V25H25V23ZM96 22V23H95ZM111 22H113V21H111ZM132 22V21H131ZM135 22V21H134ZM162 23V25H167L168 26V24L170 23V25L172 26L170 29H173V30H170L171 32H164V31H166L165 29H164V31L163 32H160V29H156L154 26V23ZM176 22V23H177ZM215 22V23H214ZM234 22V21H233ZM244 22V21H243ZM246 22V21H245ZM263 22V21H262ZM57 23H58V21H57ZM113 23H115V22H113ZM119 23V22H118ZM120 23V24H121ZM133 23V22H132ZM164 23H168V24H164ZM175 23V24H176ZM214 23V26H215V24H216V26H218V25H220V27L218 28V27H216L217 29H215V27L214 28H212V25L211 24H213ZM236 23V22H235ZM234 23V24H235ZM256 23H257V21L253 24V26L254 27H256ZM100 24V23H99ZM101 24H102V22H101ZM116 24V23H115ZM115 24H111V26H113V29H112V27L110 26V24L109 25H107L108 27V33L106 34V36L105 37H108L109 38V40L111 39H113L114 38V36H115V34H116V32H117V29L115 28V26L117 25H115ZM119 24V25H120ZM126 24H130V23H126ZM179 24H177V25H179ZM20 25H22V23H20ZM40 25H41V22H40ZM104 25V24H103ZM161 25V24H160ZM161 25V26H162ZM227 25V26H226ZM235 25H237V24H235ZM235 25H233V24H231V26H229V27H232L233 29H235V31H236V29L237 28H239V27H237V26H235ZM246 25V24H245ZM23 26V25H22ZM30 26V25H29ZM29 26H28V30H29ZM61 26V25H60ZM118 26V25H117ZM120 26H124V25H120ZM131 26H134V23L131 25ZM234 26V27H233ZM253 26H251V27H253ZM257 26H259V25H257ZM31 27V26H30ZM39 27V26H38ZM64 27V26H63ZM119 27V26H118ZM128 27H130V25L128 26ZM127 27V28H128ZM164 27V26H163ZM170 27V26H169ZM176 27V26H175ZM228 27V28H229ZM237 27V28H236ZM253 27V28H254ZM264 27V26H263ZM18 28V27H17ZM21 28V27H20ZM23 28V27H22ZM126 28V29H127ZM131 28H133V27H131ZM136 28H138V27H136ZM151 28H152V30H151ZM199 28H205L204 30L206 31L204 34L206 35V34H208L206 37L207 38H205V39H207L206 41H202V39L203 40H205L204 39V36H203V38H200L199 39V37L201 36V34L203 33V31H201L202 33L200 34V36H195L194 34V32H193V30H195V29H198L199 30ZM226 28H224L223 27V29H225L226 31L228 30V28L226 29ZM243 28V27H242ZM250 28V27H249ZM257 28V27H256ZM255 28V29H256ZM26 29V30H27ZM50 29V28H49ZM110 29H111V31H110ZM121 29V28H120ZM125 28H124V30H126ZM155 29V30H154ZM162 29V28H161ZM169 29V28H168ZM182 29V30H181ZM200 29V30H201ZM214 29V30H213ZM229 29H231V28H229ZM241 29V28H240ZM240 29H237L238 31L240 30ZM2 30V29H1ZM23 30H24V28H23ZM137 30V29H136ZM157 30H159V32L157 31ZM199 30V31H200ZM211 30H213L212 32H211ZM217 30V31H216ZM225 30H223V31H225ZM232 30V29H231ZM231 30H230V32H228L229 33V35L230 36H226V37H230V38H232V37H234L233 35L235 34V37L238 35L239 36V33H237V31L236 32H234L233 30V32H231ZM13 31V30H12ZM132 31V30H131ZM138 31H140L139 29H138ZM157 31V32H156ZM198 31V32H199ZM208 31H209V33H208ZM214 31H216V32H214ZM219 31H221V29L219 30ZM226 31H225V33L223 32V33H219V35H222L223 34V36L224 35H228V33H226ZM229 31V30H228ZM24 32H26V31H24ZM29 32V31H28ZM60 32H62V31H60ZM85 32V34L87 35V33ZM141 32V31H140ZM198 32H197V34H198ZM240 32V31H239ZM247 32V31H246ZM1 33V32H0ZM23 33V32H22ZM63 33V32H62ZM70 33V32H69ZM142 33V32H141ZM200 33V32H199ZM212 33H214V35L212 36L211 34ZM215 33H217V34H215ZM240 33H242V32H240ZM252 33H254V32H252ZM252 33H250V35L252 34ZM14 34V33H13ZM65 34V33H64ZM95 34V35H96ZM138 34V33H137ZM237 34V35H236ZM6 35H8V33L6 34ZM16 35V34H15ZM91 35V34H90ZM124 35V34H123ZM219 35H217V36H219ZM254 35V34H253ZM252 35V36H253ZM262 35V34H261ZM0 38L2 39V35L0 34ZM216 36V37H217ZM219 37L218 39H223V40H220V41H223V43L224 42H227L226 40H228V42L230 41V40H232V39H228V38H224V37ZM251 36V37H252ZM258 36V35H257ZM13 37V36H12ZM187 37H189V39H191V40H189ZM202 37V36H201ZM235 37H234V39H235ZM98 38V37H97ZM102 38V37H101ZM212 38V39H211ZM240 38V37H239ZM239 38H237V39H239ZM4 39V38H3ZM78 39V38H77ZM98 39H100V38H98ZM217 39V40H218ZM224 39H226V40H224ZM248 39V38H247ZM258 39H259V37H258ZM263 39V38H262ZM7 40V39H6ZM103 40V39H102ZM106 40V39H105ZM140 40H139V42H140ZM189 40V41H188ZM213 40H214V42H213ZM125 41H127V40H125ZM188 42L190 45H192L191 47L192 48H190L189 46V44L188 43H186V42ZM237 41V40H236ZM241 41H243V40H241ZM20 42V41H19ZM239 42V41H238ZM253 42V41H252ZM2 43V45H3V42H2V40H0V44ZM14 43V42H13ZM93 43V42H92ZM185 43H186V45H185ZM208 43V44H207ZM212 43H214V45H212ZM219 43V42H218ZM232 42H230V44H231ZM132 44V43H131ZM139 44V43H138ZM225 44V43H224ZM223 44V45H224ZM4 45H6V44H4ZM3 45V46H4ZM89 45H92V44H89ZM187 45H189V46H187ZM227 45H229V44H226L225 46H227ZM232 45V44H231ZM233 45H234V43H233ZM241 45L243 46L244 44H242L241 43ZM11 46V45H10ZM13 46V45H12ZM16 46V45H15ZM42 46H44V45H42ZM94 46V45H93ZM218 46V45H217ZM224 46V47H225ZM241 46V47H242ZM4 47H6V46H4ZM17 47H19V46H17ZM46 47H47V45H46ZM125 47V46H124ZM195 47H197L196 49H194ZM245 47V46H244ZM11 48V47H10ZM36 48V47H35ZM201 48V49H200ZM217 48V47H216ZM215 48V49H216ZM232 48V47H231ZM5 50H6V48H4ZM36 49H38V48H36ZM127 49V48H126ZM190 49L193 51V53L191 52L190 53ZM195 50V53H194V50ZM221 49V48H220ZM243 49V48H242ZM108 50V49H107ZM154 50H156V48L154 49ZM154 50H153V52H154ZM164 50H162V52L164 51ZM223 50V49H222ZM244 50H246V49H244ZM1 51H3V50H1ZM41 51V50H40ZM210 51H212V50H210ZM226 51V50H225ZM7 52V51H6ZM16 52V51H15ZM42 52V51H41ZM152 52V53H153ZM156 53H157V51H155ZM154 52V53H155ZM165 52V51H164ZM163 52V53H164ZM203 52V51H202ZM205 52V53H206ZM209 52V51H208ZM218 52V51H217ZM12 53V52H11ZM152 53H149V54H151L152 55ZM166 53V52H165ZM205 53H203V57H204V55H206ZM216 53V52H215ZM62 54V53H61ZM97 54V53H96ZM134 54V53H133ZM162 54V53H161ZM198 54V56H201L202 57V55H199V54H201V52H198L197 53ZM213 54V53H212ZM217 54V53H216ZM5 55V54H4ZM56 55V54H55ZM59 55V54H58ZM78 55V54H77ZM146 55V54H145ZM144 55V56H145ZM165 54H163V55H161V56H164ZM165 55V56H166ZM47 56H48V54H47ZM61 56V55H60ZM130 56H133L134 57V55H130ZM190 56V57H189ZM8 57V56H7ZM67 57V56H66ZM86 57V56H85ZM113 57V56H112ZM159 57V55L157 56V58ZM203 57L201 58V59H199L200 57H197V59L198 60H202V61H199L200 63L201 62H203ZM207 57V56H206ZM45 60L47 59V58H45V57H43ZM41 59L42 61L44 60V59ZM54 58V57H53ZM64 58V57H63ZM82 58V57H81ZM128 58V57H127ZM152 58H153V56H152ZM161 57H159L158 59H160ZM166 58V57H165ZM212 58V57H211ZM33 59V58H32ZM59 59V58H58ZM131 59H132V57H131ZM155 59H156V56H155ZM155 59H153V60H155ZM166 59V60H167ZM197 59H195V62L197 61ZM205 59V58H204ZM207 59V58H206ZM50 60V59H49ZM68 60V59H67ZM77 60V59H76ZM111 60V59H110ZM157 60V59H156ZM156 60H155V62H156ZM163 60H165V59H163ZM165 60V61H166ZM256 60V59H255ZM14 61H16V60H14ZM128 61V60H127ZM143 61H145V59L143 60ZM161 61H162V59H161ZM165 61H164V63H165ZM193 61H194V59L192 60V63H193ZM206 61V60H205ZM204 61V62H205ZM209 61V60H208ZM43 62H46V61H43ZM119 62V61H118ZM147 62V61H146ZM190 63H191V61H189ZM188 62V63H189ZM194 62V63H195ZM198 62V61H197ZM17 63V62H16ZM121 63V62H120ZM149 63V62H148ZM154 63V62H153ZM167 63V62H166ZM189 63V64H190ZM191 63V64H192ZM207 63V62H206ZM12 64V63H11ZM47 64V63H46ZM66 64V63H65ZM78 64V63H77ZM109 64V63H108ZM114 64V63H113ZM168 64V63H167ZM188 64V65H189ZM190 64V65H191ZM14 65V64H13ZM118 65V64H117ZM128 65V64H127ZM157 65V64H156ZM187 65V63H186V66H188ZM198 65V64H197ZM203 65V64H202ZM201 65V66H202ZM35 66V65H34ZM107 66V65H106ZM120 66V65H119ZM130 66V65H129ZM186 66H184V70L186 71V69H185V67ZM195 66V65H194ZM200 66V67H201ZM250 66V65H249ZM248 65H245V64H241V65H238L237 67H236V69H235V78H237L238 80H239V82L240 83H243V84H245V85H251V83L249 82V81H247L245 78H244V75L247 73V72H250V71H252L253 73H254V75L256 76V79H257V81H255V86H258V88L261 90V91H264V87H263V85H264V71L263 72H255L254 71V69H252L251 67H249ZM164 67V66H163ZM192 65H191V69H192ZM197 67H199V66H197ZM157 68V67H156ZM166 68V67H165ZM188 69H190V66H188L187 67V71H189ZM195 68L193 67V70H194ZM199 69V68H198ZM198 69H195L196 71L198 70ZM17 70V69H16ZM90 70V69H89ZM104 70V69H103ZM117 70H119V69H117ZM194 70V71H195ZM202 70V69H201ZM27 71V70H26ZM87 71V70H86ZM195 71V72H196ZM170 72V71H169ZM180 72V71H179ZM190 72H191V74H192V71L190 70ZM195 72H193V73H195ZM202 72V71H201ZM21 73V72H20ZM175 73V72H174ZM186 73V72H185ZM189 73V72H188ZM197 73V72H196ZM195 73V75L196 76H198V77H200V74H196ZM118 74V73H117ZM127 74V73H126ZM202 74V73H201ZM89 75V74H88ZM173 75V74H172ZM176 75H178V74H176ZM180 75H181V73H180ZM179 75V76H180ZM204 75V74H203ZM41 76V75H40ZM193 75H191V77H192ZM195 76V77H196ZM3 77V76H2ZM25 77V76H24ZM51 77H53V76H51ZM50 77V78H51ZM57 77V76H56ZM48 78H49V76H48ZM55 78V77H54ZM170 78V77H169ZM172 78V77H171ZM179 78V77H178ZM5 79V78H4ZM56 79V78H55ZM29 80H32V83L34 82V79H29ZM87 81L89 80V78L88 79H86ZM188 80V79H187ZM26 81V80H25ZM35 81H37L36 83H37V85H38V83L40 84V85H38V88L37 89H39V93L41 92L40 90H42L41 88H43L44 90L46 89H48V92H50L49 91V89L50 88H54V86H56V85H54V84H56V82L54 81V79H48V81H47V79H43L42 80V78H40V80H39V78L38 79H35ZM53 81L55 82L54 84H52L53 83ZM83 81V80H82ZM92 80H90L89 81V85H87L88 84V82L86 83V86H88L90 89H92V87L93 86H95L96 85V82H91ZM27 82V81H26ZM28 82H30V85H31V81H28ZM27 82V83H28ZM71 82V81H70ZM92 83V85H91V83ZM107 82V81H106ZM189 82V81H188ZM226 82V81H225ZM228 82V81H227ZM20 83H21V81H20ZM63 83V82H62ZM102 83H104V82H102ZM192 83V82H191ZM34 84V83H33ZM57 84H61V82L59 83V81H58V83ZM68 84V83H67ZM105 84V83H104ZM9 85V84H8ZM29 85V86H30ZM36 85V86H37ZM53 85V86H52ZM65 85V84H64ZM84 85V84H83ZM90 85H91V87H90ZM97 85H98V83H97ZM97 85H96V87H97ZM99 85H100V82H99ZM163 85V84H162ZM190 85V84H189ZM230 85H231V83H230ZM20 86V85H19ZM18 86V87H19ZM33 86H35V85H33ZM41 86V87H40ZM49 88H48V87ZM58 86V85H57ZM55 87L56 88V91H55V94H54V98L53 99H55L56 101L57 100H59L60 98H62V95H61V93H60V91L58 90V87ZM68 86H70V84H68ZM85 86V87H86ZM108 86V85H107ZM114 86V85H113ZM40 87V88H39ZM47 87V88H46ZM71 87H73L72 85H71ZM71 87L69 88V91L67 90V85H66V88H64L65 90H67L68 92H69V94L71 93V92H73V91H70V89H71ZM83 87V86H82ZM104 87V86H103ZM34 88V90L36 89L35 87H33ZM33 88H31V86H30V89L31 90H33ZM52 88V89H53ZM55 88H54V90H55ZM60 88V87H59ZM61 88L63 89V86H61ZM60 88V89H61ZM100 88H101V86H100ZM100 88H98V89H100ZM141 88V87H140ZM26 89V88H25ZM51 89V92L52 91H54V90H52ZM90 89H88V91L90 90ZM95 90H96V88H94ZM105 89V87L103 88V90ZM117 89V88H116ZM133 89V88H132ZM30 90V91H31ZM43 90V91H44ZM46 90H45V93H46V95H47V93L48 92H46ZM65 90H63L62 92L64 93L65 92V94L67 93ZM94 90V91H95ZM102 90V89H101ZM102 90V91H103ZM107 90V89H106ZM106 90H104L105 92H106ZM110 90H112V88L111 89H109L108 90V92H106V94H104V95H107L108 96V98H107V100L109 99V96H110V99H113V98H115L114 99V101H118V102H120L122 105H123V108H124V110H126L128 113H130V114H132L133 115V117L134 116H136V117H138L137 118V120L138 119H140V117H142V119H144L145 117L147 118V117H149V118H152V117H156V115L154 116V115H152L151 117L150 116H148L150 113V111L148 112V110L150 109H148V107H150V105H152L151 107H152V110H153V108L155 109V107L158 109V111H162L161 113H162V116H163V114H164V116L163 117H166V116H170V118H171V116H173L172 114H175V113H172V110H170V108H172V105L171 106H169L171 103L172 104H175L174 105V107H176V104L178 103L177 101H182L183 102V100H185L186 98H188L189 99V97L190 96H188V97H185L186 96V94L185 93H183V95H185V96H182V93H181V95H180V93H178L179 95L177 96V97H174V95H173V97H171L170 95H169V93H166V92H164V91H159V90H157L156 92V96L153 94V96H155V97H152V98H150V97H147V94H143V93H141V91L140 92H138V91H136V93L132 90V92H131V90H128V91H124L126 94H122V93H120L119 94V92H118V94H116V93H114L113 91H110ZM118 90V89H117ZM124 90V89H123ZM162 90V89H161ZM224 90V89H223ZM20 91V90H19ZM42 91V93H44ZM98 91V90H97ZM101 91V92H102ZM122 91V90H121ZM235 91H237V90H235ZM17 92V91H16ZM29 92V91H28ZM32 92V91H31ZM36 92H38V91H36ZM36 92H35V94H34V91H33V93H30L29 92V94L31 95H35V96H31V97H37L36 96ZM50 92V93H51ZM78 92V91H77ZM85 92H87L86 90H85ZM101 92H100V94H101ZM123 92V93H124ZM143 92V91H142ZM146 92V91H145ZM151 92H152V90H151ZM18 93V92H17ZM16 93V94H17ZM41 93V95L39 94L38 95V93H37V95H38V97H39V99L40 100H42L41 98L42 97H44V95ZM74 94H75V92H73ZM89 93V92H88ZM103 93V92H102ZM149 93V92H148ZM171 93V92H170ZM233 93H235V92H233ZM19 95H20V93H18ZM24 94H25V92H24ZM49 94V93H48ZM52 94V93H51ZM50 94V95H51ZM65 94H63V95H65ZM68 94V93H67ZM66 94V95H67ZM68 94V95H69ZM85 94V93H84ZM87 94V93H86ZM90 94H91V92H90ZM92 94H94V92H93V90H92ZM152 94V93H151ZM173 94V93H172ZM18 95V97L20 98V96ZM26 95V96H25ZM24 96H25V98H26V101L27 102H29V100H30V95L28 96L27 95V93L25 94ZM43 95V96H42ZM45 95V96H46ZM67 95V96H68ZM89 95V94H88ZM96 95V94H95ZM98 95H99V92H98ZM176 95V94H175ZM189 95V94H188ZM230 95H233V94H231V93H229V98H227L228 100L227 101H229V99H230ZM237 95V94H236ZM51 96V97H52ZM71 96H73V95H71ZM76 96V95H75ZM75 96H73V97H70L69 96V98H75ZM103 96V95H102ZM106 96V97H107ZM149 96V95H148ZM235 96V95H234ZM18 97H17V99H18ZM29 99H28V98ZM95 97V96H94ZM98 97H100V95L98 96ZM105 97V96H104ZM104 97H103V99H104ZM111 97H113V98H111ZM226 97V96H225ZM231 97H233V96H231ZM236 97V96H235ZM240 97V96H239ZM24 97L22 96V98H20V99H23ZM35 98H33V99H35ZM96 98V97H95ZM102 98V97H101ZM192 98V97H191ZM28 99V100H27ZM94 99V98H93ZM109 99V100H110ZM187 99V100H188ZM196 99V98H195ZM194 99V100H195ZM236 99H237V97H236ZM32 100V99H31ZM30 100V101H31ZM62 100V99H61ZM64 100V99H63ZM71 100H73V99H71ZM102 99H100L99 100V102L101 101ZM187 100L185 101V102H183L184 104L182 105L183 107H185L186 105V108L188 107V104H186L187 103ZM235 100V99H234ZM233 100V101H234ZM239 100V99H238ZM237 100V101H238ZM23 101V100H22ZM43 101V100H42ZM54 101V100H53ZM52 101V102H53ZM55 101V102H56ZM106 101V100H105ZM179 101V102H180ZM226 101V100H225ZM222 102L221 104L222 105H225L226 107L228 106V107H230L229 106V104H231V103H229V104H227L226 102ZM230 101H231V99H230ZM236 101V100H235ZM234 101V102H235ZM24 102V101H23ZM33 101H31V102H29V103H32ZM34 102H35V100H34ZM34 102L32 103V105L34 104ZM38 102V101H37ZM59 102V101H58ZM94 102H95V100H94ZM97 102H98V100H97ZM98 102V103H99ZM110 102V101H109ZM117 102V103H118ZM130 102V103H129ZM182 102H181V104H182ZM232 102V101H231ZM26 103V102H25ZM25 103H23L21 106H25L26 107V104ZM28 103V104H29ZM40 103V102H39ZM43 103V102H42ZM97 103V105L99 106V104ZM116 103V102H115ZM119 103V104H120ZM129 103V104H128ZM194 103V102H193ZM226 103V104H225ZM261 103V102H260ZM44 104V103H43ZM120 104V105H121ZM165 104H168V107L166 108V107H164V105ZM186 104V105H185ZM232 104H235V103H232ZM237 104V103H236ZM20 105V104H19ZM18 105V106H19ZM34 105H37V109L36 110H38V109H40L39 107H41L42 108V106H39V104H34ZM41 105V104H40ZM96 105V104H95ZM96 105V106H97ZM115 105V104H114ZM121 105V106H122ZM149 105V106H148ZM190 105V104H189ZM194 105V104H193ZM220 105V104H219ZM240 105V104H239ZM29 106V105H28ZM97 106V107H98ZM121 106H120V108H121ZM153 106H155V107H153ZM233 106V105H232ZM261 106V105H260ZM35 107V106H34ZM48 107V106H47ZM88 108L87 109H89L90 107L89 106H87ZM92 107V106H91ZM183 107H180V113L181 114H184L185 116L187 115V117H185L186 119L185 120H181L180 119V123H171V128H173V130H175L177 133L176 134H178V136L183 132V131H188V130H190V129H195V127H196V115H195V112H194V109L192 110L191 108H192V105H190V107L189 108H187V109H185V113H183L182 112V108ZM220 107H221V105H220ZM240 107V106H239ZM239 107H237V111L239 110ZM20 108V107H19ZM19 108H16L17 110H19V111H17L16 109H14V110H16V112H14V114L13 113H11V118L13 117V120H14V116H16L17 117V121L20 119L19 117H23L26 113V110H24V108L22 109V108H20L21 110H24V113L22 114L21 112H23V111H20V109ZM27 108V107H26ZM45 108V107H44ZM92 108H95V106L94 107H92ZM91 108V109H92ZM122 108V109H123ZM177 108V107H176ZM233 108H235L236 109V105H234V107ZM35 109V108H34ZM83 109V108H82ZM86 109V108H85ZM87 109L84 111V112H86L87 111ZM122 109H120V110H122ZM148 109V110H147ZM157 109H156V111H157ZM178 110H179V107L177 108ZM36 110L34 111V112H36ZM40 110H42V109H40ZM46 110V109H45ZM90 110V109H89ZM94 110V109H93ZM93 110H90L91 112H93ZM220 110H221V108H220ZM32 111H33V108H32ZM44 111V110H43ZM46 111H48L49 112V110H46ZM46 111H45V113H46ZM90 111H88V112H90ZM158 111H157V113H158ZM177 111V110H176ZM240 111V114L242 113L241 112V110H239ZM238 111V112H239ZM260 111V110H259ZM2 112V113H1ZM0 113L3 115L4 114V116L6 115V117H7V115H9L8 114V112H7V114H5V111L3 112V111H1ZM11 112V111H10ZM9 112V113H10ZM28 112V111H27ZM73 112V111H72ZM197 112V111H196ZM31 112H29V114H26L23 118H26L25 120V123L24 122H22V121H24V119L22 118V119H20V121L22 122V124L24 125V126H26V127H28L29 129H30V132L32 133V127L33 126H35L34 127V129L35 130H39L40 129V127L42 128L40 131H43V128H44V126H45V134L43 133H40V131L38 132L40 135H41V138H42V143L44 144V148L42 147V150L44 151V153L47 151V148H46V145L48 144L49 145V147L51 148V149H53V150H59L61 153L63 152H65V153H68V154H70V156H72V158L74 159L75 158V160H76V156L78 157L79 156V154H77L78 152H79V150L80 149H82V147H86V145H84V146H82L81 147V144L83 145V143L85 142H81V138H79V137H83V138H85V136L86 135H89L90 133H86V131H90V128H89V125H88V129H87V125L85 124V122L87 121V119L88 118H90V116H92L90 113H86L85 114V116L84 115H82V116H84L83 118L84 119H82V120H84V123H83V121L81 122L82 124H80V122H78L79 120H78V118L80 119L81 117L79 116L78 118L77 117H75L74 115H71V114H73V113H71L70 115H71V117H74L73 118V122H75V123H77L76 125H81V128L79 129V128H77V131L76 130H74L75 131V133L73 132V130H71L70 132L71 133H73L72 135H71V133H70V135H71V137L68 135V133H67V135L70 137H64V135H63V137L62 136H54V135H52V136H50L49 134H46V133H48L47 132V129H48V131L50 130V129H52L53 128V126H52V123H51V121L49 120V119H51V117L50 118H48L47 116H46V118H45V120L47 119V120H49V121H43V119H41V118H43V115H46L45 113H43V112H40V114L41 113H43L42 114V117H41V115H39V113H38V111H37V113H38V115L36 114H34L33 112V117L31 118V114H30ZM147 113H149L148 115H147ZM156 113V112H155ZM154 113V114H155ZM178 113V112H177ZM180 113H178L179 115H180ZM50 114H52V113H50ZM84 114V113H83ZM90 114V115H89ZM14 115V116H13ZM28 115H30V119H28L29 117H28ZM69 115V116H70ZM158 115H159V113H158ZM200 115V114H199ZM244 115V114H243ZM4 116H2V118L4 117ZM49 116V115H48ZM66 117L68 116V114L67 115H65ZM160 116V115H159ZM161 116V117H162ZM178 116V115H177ZM176 116V117H177ZM182 116V115H181ZM6 117H5V119H6ZM10 117V116H9ZM15 117V118H16ZM41 117V118H40ZM54 117V116H53ZM71 117H68V119L70 118L71 119ZM135 117V118H136ZM161 117L160 118H158L157 117V119H160L161 120ZM162 117V118H163ZM0 118H1V116H0ZM1 118V119H2ZM11 118H8L7 117V119L6 120H10ZM167 118V117H166ZM172 118H174V117H172ZM182 118H183V116H182ZM0 119V120H1ZM69 119V120H70ZM77 119V120H76ZM91 119V118H90ZM179 119V118H178ZM184 119V118H183ZM52 120V119H51ZM76 120V121H75ZM146 120V119H145ZM152 120V119H151ZM167 120V119H166ZM219 120V119H218ZM30 121V122H29ZM53 121V120H52ZM175 122H176V120H174ZM179 121V120H178ZM197 121H199V119L197 120ZM224 121V120H223ZM222 121V122H223ZM229 121V120H228ZM227 121V122H228ZM13 122V121H12ZM26 122H29L30 124H26ZM71 122V120L69 121V123ZM73 122H71V123H73ZM218 123L216 124V123H213L212 125L210 124V131H212V133L211 132H209V131H207V133L209 134V133H211V134H213L215 137H217L216 135L218 134V133H222V131L221 132H219L218 130L220 129V130H222L223 128H222V126L224 127V125H222L223 123H221V121H217ZM4 123H5V121H4ZM9 123H10V121H9ZM8 123V124H9ZM79 123V124H78ZM117 123V122H116ZM198 123V122H197ZM201 123V122H200ZM204 123V122H203ZM0 124H2L1 122H0ZM11 124V123H10ZM26 124V125H25ZM49 124L51 125V127L52 128H50V126H49ZM87 124H89V122H87ZM214 124H216V125H214ZM233 122L229 125V123L228 124H226L225 123V127L227 126L228 127V125L230 126V127H232V128H234V127H236L235 126V124H233ZM238 124V123H237ZM236 124V125H237ZM3 125H5V124H3ZM7 125V124H6ZM117 125H118V123H117ZM214 125V126H213ZM222 125V126H221ZM239 125V124H238ZM10 126V125H9ZM38 126V127H37ZM69 126H70V124H69ZM71 126H73V125H71ZM0 127H1V125H0ZM12 127V126H11ZM17 127V126H16ZM23 126H21V128H22ZM36 127H37V129H36ZM55 127V126H54ZM74 127V126H73ZM198 127H199V125H198ZM208 127V126H207ZM224 127V128H225ZM242 126H239L238 128H237V132H233V131H231V132H226L225 131V133H222L223 134V136H224V134L225 135H227V138H228V136H230L231 138L232 137H234V138H237V139H239L238 138V136H242L243 134H245V133H247L246 135L247 136H254L253 138H260V140L261 141H259L257 144H260V146H256L255 145V147H259V152H258V160H256L255 162L257 163H255L256 164V166H255V170L253 169L252 171L251 170H249L248 168H245V166L246 165H244L243 167L242 166H240V170H238L237 171V173H236V171H235V173L236 174H234V172L233 171H231V174L229 173H227V169L229 168V167H231V166H229L227 169H226V166H228V165H232V167H234V168H237L238 166H239V164L241 163H239V159H241L240 161H242V158H244L243 156H241L242 155V153H237V151H236V153H234L233 154V156L232 155H230V156H232L233 157V159H232V157H230L231 158V160L233 161H231V160H229L230 162H231V164H229L230 162L229 161H227L225 158H223V157H219V156H217V155H215V154H217V153H214L212 150V148L211 147H213L214 146V148H215V145H213V146H209V141H207L209 144L206 146V147H209V148H207L206 150H203L202 148H200L201 150H202V152H201V154H198L197 156H198V158H197V156L195 157V161H196V159H197V161L195 162V161H193L194 162V164H198V165H200L199 164V162H203V163H205V165L203 166V165H200V167H199V169H196V172H197V170L199 171L197 174H201L202 176H203V178H201V180L202 181H186V182H184V187H186V188H190L191 186H195V188H199V189H202L203 191H204V193L206 194V198L204 199L205 201L207 200V201H209V199H212V198H215V197H217L218 199H222L223 201L224 200H235V201H240L241 200V202H243L244 200H248L249 198L250 199H255L253 202L254 203H252V207H250L249 209H242L241 207H235L234 206V208L231 210V208H229L230 210H231V212L232 213H234V215H233V217H232V215H230V216H225V217H222L221 219H219V221L217 220V218H216V216L214 215V212L211 210V209H208V208H206L205 209V213L204 212H202L201 214L200 213H193L192 212V210H190V209H188V208H181V210L179 211L180 213L178 214V215H174L173 217H174V220H178L179 222H185V223H187V222H190V220L192 219V220H194V218L195 219H199L201 216L202 217H204V218H201L200 220H202V219H206V221H207V219H209V222H211L212 223V221H214V223L215 222H219L220 224H222V226H224V228H229L230 226L231 227H234V228H238V227H242V224H243V227L245 226V229H246V231H244V230H242V231H244V232H242V235H243V233H244V235H245V237H244V239L245 240H249L250 241V243L252 244V245H255V246H257V248H259L258 249V251L259 252H261L260 250L262 249V250H264V240L263 241H261L262 239H264L263 237H264V232H262V231H264V228L262 227V226H264V189H263V185L261 186V183H260V186L258 185H256V186H253L252 188L251 187H249V191L253 194L252 196H253V198H251V197H249V198H246V197H244L243 196V194L240 196V194H238V191H239V189L241 190V187H244L247 183H249L250 181L248 180V182H247V179L248 178H253V177H255L256 178V176H257V178L259 177L260 178V180L262 181V180H264L263 178H264V135L262 134L263 132H264V130H262L263 132H261V131H259L260 133L258 134V133H255L254 134V132L251 130V129H248V131L249 130H251L250 132V135H249V132H245L244 133V131L246 130L247 131V128L246 129H244L243 127L241 128ZM14 128V127H13ZM50 128V129H49ZM70 128V127H69ZM75 129H76V127H74ZM249 128V127H248ZM252 128V127H251ZM7 129V128H6ZM228 129H229V131H230V128L228 127ZM228 129H226V130H228ZM4 130V129H3ZM37 130V131H38ZM69 130V129H68ZM93 130V129H92ZM201 130V129H200ZM205 130H207V129H205ZM96 131L98 132V129H96ZM199 131V130H198ZM236 131V130H235ZM258 131V130H257ZM8 132H10V131H8ZM19 132V131H18ZM27 132H28V130H27ZM44 132V131H43ZM67 132V131H66ZM94 132H95V129H94ZM206 132V131H205ZM224 132V131H223ZM11 133V132H10ZM49 133H51L52 134V132H49ZM86 133V134H85ZM199 133H201V132H199ZM229 135H228V134ZM253 133V134H252ZM34 134V133H33ZM65 134V133H64ZM97 135H98V133H96ZM207 134V135H208ZM210 134V135H211ZM222 134H220V136L222 135ZM242 134V135H241ZM257 134V135H256ZM36 135H37V133H36ZM35 135V136H36ZM66 135V136H67ZM85 135V136H84ZM91 136H95V135H93V134H90ZM89 135V136H90ZM205 135H206V133H205ZM207 135L205 136V137H207ZM213 135H211L210 137H213ZM26 136H27V134H26ZM89 136H86V137H88L89 138ZM202 137H203V135H201ZM245 136V135H244ZM250 136V137H251ZM18 135H17V133H12V134H5L4 136H2V141L1 142H3V140H6V139H10V140H13L14 142H19V140H18ZM23 137V136H22ZM40 137V136H39ZM96 137V136H95ZM103 137H104V135H103ZM209 137V136H208ZM215 137H213V138H215ZM229 137V138H230ZM24 138V137H23ZM26 138V137H25ZM24 138V139H25ZM71 139V140H69V142H67L66 141V139ZM88 138H86L85 140H88ZM92 138V137H91ZM94 138V137H93ZM113 138V137H112ZM185 138V137H184ZM212 138V139H213ZM218 138H220V137H218ZM225 138V137H224ZM79 139H80V141H79ZM97 139V138H96ZM96 139H92V142L93 141H95ZM140 139V138H139ZM201 139V138H200ZM204 139V138H203ZM210 139V138H209ZM209 139H207V140H209ZM236 139V140H237ZM246 139H247V141H248V137H246ZM245 139V140H246ZM28 140H30V139H28ZM90 141H91V139H89ZM88 140V141H89ZM101 140H102V138H101ZM100 140V141H101ZM111 140V139H110ZM187 140V139H186ZM206 140V139H205ZM211 140V139H210ZM214 140V139H213ZM220 140V142L222 141V139H219ZM224 140V139H223ZM227 140V139H226ZM234 140V139H233ZM241 140V139H240ZM243 140H244V138H243ZM250 140V139H249ZM254 140V139H253ZM259 140V139H258ZM257 139H256V141H258ZM23 141V140H22ZM25 141V140H24ZM72 141V142H71ZM89 141V142H90ZM230 141V140H229ZM238 141V140H237ZM255 141V140H254ZM253 141V142H254ZM26 142V141H25ZM29 142V141H28ZM80 142H81V144H80ZM87 142V141H86ZM92 142H90L89 143V145H88V142L86 143L88 146H90L91 145V143ZM107 142V141H106ZM203 142H204V140H203ZM211 142V141H210ZM213 142V141H212ZM250 142H251V140H250ZM6 143V142H5ZM13 142H11V144H12ZM94 143V142H93ZM92 143V144H93ZM101 143H102V141H101ZM215 144H216V142H214ZM222 143H223V141H222ZM222 143H220V145L222 146ZM243 143V142H242ZM245 143L246 144H248L246 141H245ZM23 144H25V143H23ZM95 144H96V142H95ZM112 144V143H111ZM145 144V143H144ZM204 144V143H203ZM206 144V143H205ZM212 144V143H211ZM245 144V145H246ZM251 144H253V143H251ZM27 145V144H26ZM98 145V144H97ZM153 145V144H152ZM160 145V144H159ZM159 145H156L155 146V148H156V150L157 149H159V150H157V154H158V151L159 152H161V150H164V149H160V148H162L163 146H162V144H161V146L162 147H160ZM217 145V144H216ZM231 145V144H230ZM243 145V144H242ZM245 145H243V148L244 149H247V151H248V148H246V146ZM34 146V145H33ZM62 146L63 147H65V151H61V149H62ZM96 146V145H95ZM225 146H227V145H225ZM233 146V145H232ZM253 145H251L250 147H252ZM14 147V146H13ZM48 147V146H47ZM150 147V146H149ZM152 147H154V146H152ZM160 147V148H159ZM237 147V146H236ZM254 147V149H256ZM23 148V147H22ZM37 148V147H36ZM35 148V149H36ZM41 148V147H40ZM89 148V147H88ZM113 148V147H112ZM169 148V147H168ZM204 148V147H203ZM220 148H222V147H220ZM229 148V147H228ZM242 148V147H241ZM24 149V148H23ZM64 149V148H63ZM85 149V148H84ZM87 149V148H86ZM102 149H104V146H103V148ZM198 149V148H197ZM199 149V150H200ZM218 149H219V147H218ZM225 149V148H224ZM223 149V150H224ZM227 149V148H226ZM48 150H50V149H48ZM52 150V151H53ZM83 150V149H82ZM82 150H80V151H82ZM95 150V149H94ZM93 150V151H94ZM101 150V149H100ZM108 150H110V149H107V148H105L102 152H100V158H101V160H102V158H103V160L104 159H106V158H109V151ZM113 150H114V148H113ZM116 150V149H115ZM155 150V151H156ZM200 150V151H201ZM217 150V149H216ZM220 150V149H219ZM219 150H217V151H219ZM222 150V151H223ZM241 150H243V149H241ZM250 150V149H249ZM40 151H41V149H40ZM51 151V150H50ZM90 151V150H89ZM92 151V150H91ZM149 151V150H148ZM234 151V150H233ZM251 151V150H250ZM254 151V150H253ZM258 151V150H257ZM256 151V152H257ZM28 152V151H27ZM83 152V151H82ZM85 152V151H84ZM150 152V151H149ZM199 152V151H198ZM231 152V151H230ZM243 152V151H242ZM244 152H246V150L244 151ZM38 153V152H37ZM48 153V152H47ZM60 153V154H61ZM96 153V152H95ZM116 153H118V151L116 150ZM123 153V152H122ZM121 153V154H122ZM129 153V152H128ZM132 153V152H131ZM186 153V152H185ZM189 153V152H188ZM224 153V152H223ZM226 153H227V151H226ZM33 153L32 152H30V158L31 157H35V155H32ZM87 154V153H86ZM92 154V153H91ZM239 154H241V155H239ZM252 154V153H251ZM250 154V155H251ZM256 154V153H255ZM9 156H10V154H8ZM54 155V154H53ZM59 155V154H58ZM82 155H84V154H82ZM136 155H138V154H136ZM219 155H221V152H220V154ZM224 155V154H223ZM226 155V154H225ZM244 155V154H243ZM249 155V154H248ZM15 157H16V155H14ZM38 156V155H37ZM57 156V155H56ZM84 156H86V157H88L87 155H84ZM111 156H112V154H111ZM131 155L129 154V157H130ZM222 156V155H221ZM245 157H247V155H244ZM253 156H254V154H253ZM257 156V155H256ZM83 157V156H82ZM185 157H186V155H185ZM228 157V156H227ZM226 157V158H227ZM241 157V158H240ZM18 158H19V156H18ZM128 158V157H127ZM156 158V157H155ZM248 158H249V156H248ZM257 158H255V159H257ZM82 159V158H81ZM95 159H96V155H95ZM131 159V158H130ZM228 159V158H227ZM245 159V158H244ZM243 159V160H244ZM21 160V159H20ZM20 160H18V161H20ZM32 160V159H31ZM36 160V159H35ZM37 160H39V158H37ZM66 160V159H65ZM80 160V159H79ZM97 160V159H96ZM95 160V161H96ZM99 160L100 159H98V162L97 163H99ZM170 160V159H169ZM245 160H247V159H245ZM254 160V159H253ZM9 161V160H8ZM41 161V160H40ZM43 161V160H42ZM74 161V160H73ZM83 161H85V160H83ZM82 161V162H83ZM115 162H117V160H114ZM122 161H123V159H122ZM126 161H128V159L126 160ZM130 161V160H129ZM136 161V160H135ZM236 161H238V166L237 165H235V164H237V162ZM249 161H251V159L249 160ZM44 162V161H43ZM75 162V161H74ZM102 162V161H101ZM147 162V161H146ZM176 162H179L178 160L176 161ZM235 162V163H234ZM244 162V161H243ZM247 162V161H246ZM85 163V162H84ZM96 163V164H97ZM141 163V162H140ZM222 163H224L225 165L223 166L222 165ZM233 163V164H232ZM249 163H251V162H249ZM248 163V164H249ZM253 163V162H252ZM8 164V163H7ZM10 164V163H9ZM8 164V165H9ZM70 164V163H69ZM95 164V165H96ZM115 165H116V163H114ZM123 164V163H122ZM122 164H120L121 166H122ZM145 164V163H144ZM167 164V163H166ZM243 164H245V162L243 163ZM242 163H241V165H243ZM99 165H101V164H99ZM119 165V166H120ZM140 165V164H139ZM195 165V166H196ZM198 165H197V167L196 168H198ZM249 165H251V164H249ZM248 165V166H249ZM10 166V165H9ZM102 166V165H101ZM117 166H118V164H117ZM134 166V165H133ZM136 166V165H135ZM141 166V165H140ZM143 166V165H142ZM165 166H169V165H165ZM237 166V167H236ZM252 166V165H251ZM72 167V166H71ZM137 167V166H136ZM145 167V166H144ZM143 167V168H144ZM171 166H169L168 168H170ZM96 168V167H95ZM101 168V167H100ZM105 168V167H104ZM117 169H119L118 167H116ZM130 168V167H129ZM142 168V167H141ZM150 168H151V166H150ZM193 168H195L194 166H193ZM253 168V166L251 167V169ZM134 169H135V167H134ZM231 168H229L228 169V172H229V170H230ZM233 169V168H232ZM91 170V169H90ZM89 170V171H90ZM102 170H104L103 168H102ZM120 170V169H119ZM136 170V169H135ZM164 170H165V168H164ZM167 170V169H166ZM170 170V169H169ZM233 170H236V169H233ZM79 171V170H78ZM117 171V170H116ZM138 171H140L139 170V168H138ZM188 171V170H187ZM91 172V171H90ZM100 172V171H99ZM103 172V171H102ZM128 172V171H127ZM152 172V171H151ZM171 172H172V170H171ZM170 172V173H171ZM98 173V172H97ZM129 173V172H128ZM128 173L126 174V175H128ZM169 173V174H170ZM232 173H233V175H232ZM99 174H101V172L99 173ZM99 174H96L97 176L99 175ZM118 174H119V172H118ZM130 174V173H129ZM165 174V173H164ZM164 174H162V175H164ZM172 174V173H171ZM199 174V176H201ZM76 175H78V174H76ZM136 175V174H135ZM137 175H138V173H137ZM86 176H87V174H86V172H80V179H85L86 178ZM95 176V175H94ZM102 176H104L103 174H102ZM124 176V175H123ZM131 177H132V175H130ZM141 176V175H140ZM160 176H161V174H160ZM164 176H168V175H164ZM164 176H162L163 178H164ZM253 176V177H252ZM88 177V176H87ZM96 177V176H95ZM130 177V178H131ZM136 177V176H135ZM134 177V178H135ZM139 177V176H138ZM161 177V178H162ZM261 177H262V179H261ZM105 178V177H104ZM133 178V179H134ZM137 178V177H136ZM250 178V179H251ZM258 178V179H259ZM78 179V178H77ZM110 179V178H109ZM165 179V178H164ZM79 180V179H78ZM137 180H138V178H137ZM136 180V181H137ZM140 180V179H139ZM97 181H98V185H99V187H101V188H103V189H105V193L109 196V198H110V192L111 191H109L110 190V187L108 186V184L107 185H105L104 184V179H103V177H99L98 176V179H97ZM162 181V180H161ZM160 181V182H161ZM164 181V180H163ZM254 181H255V179H254ZM261 181H259V182H261ZM59 182V181H58ZM111 182V181H110ZM141 182V181H140ZM144 182V181H143ZM166 182V181H165ZM170 182V181H169ZM183 182V181H182ZM223 182H226V187L225 188H220L218 185L220 184H222ZM106 183V182H105ZM109 183V182H108ZM119 184H120V182H118ZM133 183V182H132ZM137 183V182H136ZM139 183V182H138ZM145 183V182H144ZM253 184L255 183V182H252ZM258 183V182H257ZM264 183V182H263ZM113 184H114V182H113ZM115 184H117V183H115ZM224 184V183H223ZM161 185V184H160ZM134 186H135V184H134ZM143 186V185H142ZM157 186V185H156ZM159 186V185H158ZM163 186V185H162ZM166 186V185H165ZM218 186V187H217ZM248 186H249V184H248ZM250 186H252V185H250ZM107 187H109V190H107L108 188ZM141 187V186H140ZM72 188H74V187H72ZM107 188V189H106ZM130 188V187H129ZM131 189V188H130ZM129 189V190H130ZM132 189H133V187H132ZM134 189H135V187H134ZM142 190H143V187L141 188ZM244 189V188H243ZM243 189H242V191H243ZM248 189V188H247ZM252 189H254V190H256V191H254L253 190V192H252ZM97 190V189H96ZM109 192H107V191ZM115 190V189H114ZM162 190V189H161ZM193 190V189H192ZM191 190V191H192ZM98 191V190H97ZM134 191V190H133ZM137 190H135V192H136ZM144 191V190H143ZM142 191V192H143ZM200 191V190H199ZM94 192H96V191H94ZM128 192V191H127ZM137 192H139V191H137ZM140 192H141V190H140ZM146 192H148L147 190H146ZM145 192V193H146ZM190 192V191H189ZM201 192V191H200ZM255 192V193H254ZM47 193V192H46ZM76 193H77V195L79 196V198L81 197V198H85L86 197V195H83L82 193H81V191H80V188H78L77 190H76ZM85 193V192H84ZM92 193V192H91ZM112 193H115L114 191H112ZM203 193V194H204ZM248 193V192H247ZM95 194V193H94ZM97 194H98V192H97ZM96 194V195H97ZM99 194H101V193H99ZM134 194V193H133ZM88 195V194H87ZM104 195V194H103ZM106 195V197H108ZM160 195V194H159ZM173 195V194H172ZM245 195V194H244ZM246 195H249L250 196V193L249 194H246ZM74 196V195H73ZM84 196V197H83ZM90 196V195H89ZM91 196H93V195H91ZM112 196V195H111ZM139 196V195H138ZM144 196V195H143ZM243 196V197H242ZM99 197H101L100 195H99ZM154 197H155V194H154ZM154 197H153V199H154ZM161 197V196H160ZM205 197V196H204ZM71 198H73V197H71ZM74 198H77V197H74ZM81 198L79 199V200H81ZM87 198V197H86ZM85 198V199H86ZM93 198V197H92ZM91 198V199H92ZM130 198H132V197H130ZM158 198V197H157ZM217 198H215V199H217ZM88 199V198H87ZM156 199V198H155ZM154 199V201H156ZM215 199H214V201H215ZM77 200V199H76ZM147 200V199H146ZM213 200V199H212ZM246 200V201H247ZM75 201V200H74ZM78 201V200H77ZM151 201V200H150ZM153 202V201H152ZM250 202H252V201H250ZM72 203V202H71ZM155 203V202H154ZM158 203V202H157ZM207 202H205L204 204H206ZM124 204V203H123ZM127 204V203H126ZM150 204V203H149ZM160 204V203H159ZM117 206H119V205H117ZM165 206V205H164ZM30 207V206H29ZM167 207H168V205H167ZM206 207V206H205ZM248 207V206H247ZM72 208V207H71ZM245 208V207H244ZM228 209V208H227ZM33 210V209H32ZM36 210V209H35ZM150 210V209H149ZM215 211V210H214ZM229 211V210H228ZM28 212V211H27ZM24 213V212H23ZM229 213H230V211H229ZM242 213H244V214H242ZM25 214V213H24ZM34 214V213H33ZM88 214V213H87ZM138 214V213H137ZM156 214V213H155ZM197 214H199L198 216H199V218H196L195 216L197 215ZM22 215V214H21ZM30 215V214H29ZM83 215V214H82ZM130 215V214H129ZM133 215V214H132ZM132 215L131 216H126V218H131L132 219ZM237 216V217H234V216ZM239 215L240 216H244V217H242V218H239ZM36 216V215H35ZM61 216V215H60ZM135 216V215H134ZM133 216V217H134ZM165 216V215H164ZM19 217V216H18ZM17 217V218H18ZM75 217H77V216H74V219H75ZM83 217H84V215H83ZM13 218V217H12ZM38 218V217H37ZM36 218V219H37ZM101 218V217H100ZM119 218V217H118ZM129 218V219H130ZM135 218V217H134ZM134 218H133V220H134ZM147 218V217H146ZM57 219V218H56ZM71 219V221H73V217H71L70 218ZM87 219V221L88 222H90L88 219L89 218H86ZM48 220V219H47ZM78 220H80V219H78ZM77 220V221H78ZM122 220H123V218H122ZM128 220V219H127ZM137 220V219H136ZM136 220L135 221H133V222H136ZM148 220V219H147ZM173 220V219H172ZM48 221H50V223H51V220L49 219ZM58 221V220H57ZM56 221V222H57ZM61 221V220H60ZM74 221H76V220H74ZM105 221V220H104ZM121 221V220H120ZM119 221V223H117V226H114V227H117V229H121L122 227H124V224H125V222H126V220H123V221H121L120 222ZM138 221V220H137ZM196 221H198V220H196ZM203 221V220H202ZM47 222V221H46ZM53 222V221H52ZM69 222H70V220H69ZM82 222H83V224L85 223L86 224V226H87V223H86V220H85V218L84 219H81V221H80V225L82 224ZM128 222V221H127ZM139 222V221H138ZM147 222V221H146ZM152 222V221H151ZM36 223H37V221H36ZM50 223L48 224V222H47V224L48 225H50ZM54 223V222H53ZM51 224V226H53V229H56V230H58L59 232H61L62 231V233H63V231H64V234H65V238H66V231L68 232L69 230H70V225H71V223H70V225H68V223L67 224H65V225H68L69 226V230H68V226H64V223H63V226H61V225H59L60 223H56V224ZM91 223V222H90ZM124 223V224H123ZM206 223H208V222H206ZM26 224V225H25ZM62 224V223H61ZM85 224H84V226H85ZM129 224V223H128ZM151 224V223H150ZM179 224V223H178ZM210 224V223H209ZM7 225H18L19 226V228H21L22 230L24 229V232H26L25 231V228H26V226L27 225H29V224H27V222L25 223V221H23V220H18V219H11V220H9V221H6V220H3V221H0V227L2 228V227H5V226H7ZM36 225V224H35ZM34 225V228H36V230H34V234L32 235L33 237V239L35 238V236H37L38 238H39V227H41L39 224H38V226L36 225L35 226ZM89 225V224H88ZM91 225V224H90ZM126 225V224H125ZM146 225H149L148 223L146 224ZM157 225V224H156ZM73 226H74V224H73ZM93 226H95V224L93 225ZM128 226V225H127ZM139 226V225H138ZM227 226V227H226ZM104 227V226H103ZM113 227V226H112ZM111 227V228H112ZM113 227V228H114ZM129 227H130V225H129ZM143 227V226H142ZM145 227H147V226H145ZM151 227V226H150ZM158 227V226H157ZM167 227V226H166ZM174 227V226H173ZM191 227V226H190ZM208 227V226H207ZM216 227V226H215ZM219 227V226H218ZM8 228V227H7ZM28 228H29V226H28ZM33 228V227H32ZM42 228H44V227H41L40 229H42ZM51 228V227H50ZM84 228V227H83ZM93 228V227H92ZM99 228V227H98ZM137 229V232L139 231V230H141L142 231V229L141 228H138V227H136ZM148 228H149V226H148ZM177 228V227H176ZM193 228V227H192ZM203 228V227H202ZM223 228V227H222ZM223 228V229H224ZM261 228H263V230H260ZM17 229V228H16ZM21 229H20V231H21ZM45 229V228H44ZM43 229V230H44ZM52 229V228H51ZM52 229V231L51 232H54V230ZM74 229V228H73ZM94 229V228H93ZM92 229V230H93ZM103 229V228H102ZM116 229V230H117ZM124 229V228H123ZM122 229V230H123ZM133 229V228H132ZM194 229V228H193ZM199 229H201L200 227H199ZM208 229V228H207ZM1 230V229H0ZM8 230V229H7ZM45 230H47V229H45ZM44 230V232H42V230H41V232H40V234H41V236H42V234L43 233H45L46 231ZM50 230V229H49ZM55 230V232H57ZM61 230V231H60ZM84 230H86L85 228H84ZM99 230V229H98ZM108 230H109V228H108ZM110 230H112V229H110ZM122 230H119V232H122ZM135 230V229H134ZM153 230V229H152ZM158 230H160V229H158ZM184 230V229H183ZM182 230V231H183ZM217 230V229H216ZM239 230V229H238ZM2 231H3V229H2ZM16 231V230H15ZM19 231V230H18ZM38 231V232H37ZM76 231V230H75ZM78 231V230H77ZM77 231H76V233H73V234H76V237H77ZM140 231V232H141ZM146 231V230H145ZM155 231V230H154ZM241 231V230H240ZM1 232V231H0ZM9 231H7V234H9L8 233ZM12 232H13V230H12ZM23 231L21 232L22 234L24 233ZM35 232H36V234H35ZM59 232H57V234L59 233ZM70 232H71V230H70ZM86 232H88V231H86ZM100 232V231H99ZM139 232V233H140ZM142 232H144V230L142 231ZM156 232V231H155ZM197 232H199V230L197 231ZM196 232V233H197ZM201 232V231H200ZM208 232H209V230H208ZM221 232H222V230H221ZM47 233H48V231H47ZM50 233V232H49ZM62 233H59V234H62ZM85 233V232H84ZM93 233V232H92ZM91 233V234H92ZM102 233V232H101ZM135 233H136V231H135ZM134 233V234H135ZM139 233H137L138 234V237L140 236L139 235ZM180 234H181V236L180 235H178V237H181V238H179V239H181L179 242H181V241H185V237L183 238V240H182V237L183 236H186V235H183V233L184 232H179ZM206 233H207V231H206ZM223 233H224V231H223ZM222 233V235H220L221 236V238H222V236H224V234ZM226 233H227V231H226ZM1 234H3V233H0V235ZM21 234V235H22ZM26 234V233H25ZM29 234H30V232H29ZM51 234V233H50ZM64 234H62L63 236L62 237H64ZM88 234V233H87ZM90 234V235H91ZM95 234V233H94ZM99 234V233H98ZM122 234H123V232H122ZM128 234H129V232H128ZM132 234H133V232H132ZM137 234L136 235H134L135 237L137 236ZM141 234V233H140ZM143 234V233H142ZM157 234V233H156ZM185 234V233H184ZM195 234V233H194ZM201 234V233H200ZM209 234V236H212V235H210V232L208 233ZM221 234V233H220ZM263 234V235H262ZM15 235V234H14ZM43 235H46V234H43ZM70 235V234H69ZM80 235V234H79ZM85 235V234H84ZM90 235H88L89 236V238L91 237ZM158 235V234H157ZM156 235V236H157ZM161 235V234H160ZM214 236H212V237H214V238H211V240H206L205 239V236H204V238H203V235L201 234V235H199V233H198V235H193L194 236V238H191V239H188V238H190V236H188V240H187V243L186 242H184L183 243V248H184V252H183V249H182V246H181V248L179 249L180 251H178V253H177V251H176V253L178 254V255H180L181 257H183L182 259L183 260H185V258H187L188 259V257L189 256H193V254H191L190 255V253L191 252H193V253H195L194 251H196V250H198V249H202L203 250V247H204V249H209V247L208 246H210V248H213V247H211V245H208V244H211V242L213 243L214 241H216V239H217V236H216V238H215V234H213ZM227 235H228V233H227ZM4 236V235H3ZM6 236V235H5ZM4 236V237H5ZM9 236H11L10 234L8 235V238H9ZM67 236H68V234H67ZM98 236V235H97ZM97 236H93V237H97ZM101 236V235H100ZM100 236H98V239L97 240H99L100 238ZM126 236V235H125ZM172 236V235H171ZM208 236V237H209ZM226 236V235H225ZM225 236H224V238H225ZM230 236V235H229ZM228 236V237H229ZM19 237V236H18ZM29 237V236H28ZM45 238L44 240H46V239H48L47 237H49L48 236V234H47V236H42L41 238ZM58 237V236H57ZM56 237V238H57ZM71 236H69V238H70ZM80 237V236H79ZM85 238H87L86 236H84ZM120 237V236H119ZM118 237V238H119ZM135 237H134V239H135ZM138 237H136V238H138ZM144 237V236H143ZM146 237V236H145ZM187 237V236H186ZM246 237H247V239H246ZM24 238H25V235H24ZM38 238H36L37 239V241H36V239H34V240H32V241H36L37 243H39L40 241H39V239ZM50 238H52L53 239V236L52 237H50ZM55 238V237H54ZM82 238V237H81ZM84 238V240H86ZM88 238V239H89ZM129 237H126V240H130V239H128ZM133 238V237H132ZM142 238V237H141ZM150 238V237H149ZM177 238V237H176ZM210 238V237H209ZM223 238V239H224ZM4 239H6V238H4ZM3 239V240H4ZM11 239V238H10ZM21 239V238H20ZM67 239V238H66ZM71 239H73V238H71ZM71 239H69V240H71ZM159 239V238H158ZM214 241H213V240ZM229 239V238H228ZM232 239V238H231ZM0 240H2V237H0ZM8 239H6V241H7ZM41 240V239H40ZM43 240V241H44ZM55 240V239H54ZM57 240H60V239H57ZM57 240H56V243H57ZM62 240V239H61ZM74 240H76V239H74ZM78 240V239H77ZM80 240V239H79ZM83 240V239H82ZM125 240V238H123V241L121 240L117 245H116V247L119 245V248H120V250L122 249V250H125V251H123V254H125L124 252H126V249L128 248V243H127V245H126V241ZM143 240V239H142ZM243 240V239H242ZM29 241V240H28ZM27 241V242H28ZM42 240H41V243L43 242ZM64 242L66 241V240H63ZM87 241V240H86ZM124 241H126V242H124ZM140 241V240H139ZM155 241V240H154ZM176 241V240H175ZM218 241H219V236H218ZM220 241H221V239H220ZM230 241V240H229ZM4 242V241H3ZM22 242V241H21ZM27 242L25 243L26 245H29V243L27 244ZM30 242V241H29ZM48 242H50L51 243V241H48ZM53 242V241H52ZM55 242V241H54ZM75 242V241H74ZM93 242V241H92ZM104 242V241H103ZM134 242V241H133ZM166 242V241H165ZM169 241H167L166 243H164V241H162L161 243H162V245H160L161 243H159V245H157V244H155V243H153V240L152 241H147L146 243H145V246H146V249H148V252L150 251V253L154 256L153 258H152V255L150 254V253H148V256L150 257V255H151V257L150 258H147V256L146 257H143V256H141V258L143 259V258H145V259H143V263L142 264H149L147 261L148 260H152L154 263H156V264H158V261H157V258H159V255L161 254V256H160V258H162L168 251H169V248H170V244L169 243H171V242H169ZM174 242V241H173ZM225 242V241H224ZM227 242V241H226ZM23 243V242H22ZM31 243V242H30ZM69 243V241L67 242V243H62V244H60L61 246H64L65 244H68ZM70 243H72V242H70ZM87 243V242H86ZM107 242L105 241V244H106ZM113 243V242H112ZM142 243V242H141ZM168 243V244H167ZM186 243V244H185ZM1 244V243H0ZM24 244V243H23ZM24 244V245H25ZM36 244V243H35ZM40 244V243H39ZM38 244V245H39ZM45 244V243H44ZM52 244V243H51ZM55 244V243H54ZM104 244V243H103ZM113 244H115V242L113 243ZM172 244L173 243H171V246H172ZM181 244V243H180ZM186 246H185V245ZM26 245H25V249H26ZM43 245V244H42ZM50 245V244H49ZM53 245V244H52ZM58 245V244H57ZM106 245H108V243L106 244ZM110 245V244H109ZM112 245V244H111ZM132 245V244H131ZM218 245V244H217ZM3 246V245H2ZM5 246V245H4ZM30 246H32V245H29V246H27V248H30ZM51 246V245H50ZM79 246V245H78ZM93 246V245H92ZM142 246V245H141ZM144 246V247H145ZM174 246V247H173ZM173 251L177 248V246H176V248H175V245L173 244ZM212 246H213V244H212ZM53 247H54V245H53ZM52 246H51V248H53ZM80 247H81V245H80ZM97 247V246H96ZM108 247L110 248V246H107V249H108ZM114 247H115V245H114ZM114 247H112V248H114ZM127 247V248H126ZM171 247V248H172ZM202 247V248H201ZM254 247V246H253ZM1 248V247H0ZM24 248V247H23ZM32 248H35V247H32ZM99 248V247H98ZM104 248V247H103ZM171 248H170V250H171ZM255 249H256V247H254ZM2 249L4 250V251H6L3 247H2ZM1 249V250H2ZM36 249V248H35ZM0 250V251H1ZM2 250V251H3ZM21 250V249H20ZM27 250V249H26ZM30 250H32L31 248H30ZM50 252H53V250L51 251L50 249H48ZM94 250H96L97 252H98V250L97 249H94ZM112 250V249H111ZM114 250V249H113ZM128 250H130V249H128ZM182 250V251H181ZM213 250V249H212ZM216 250V249H215ZM23 251H25V250H23ZM35 251H37V250H35ZM47 251V250H46ZM55 251V250H54ZM172 251V250H171ZM170 251V252H171ZM199 251V250H198ZM197 251V252H198ZM205 251H207V250H205ZM33 252H34V250H33ZM50 252H48V253H50ZM96 252V254H98V257H100V258H103V257H105L106 256V253L104 254L103 252L104 251H100V252H98L97 253ZM105 252H107L108 253V251H105ZM114 252V251H113ZM129 252H131V251H129ZM141 252V251H140ZM180 252H183V253H180ZM201 252V251H200ZM203 252V251H202ZM209 252H211L210 250H209ZM216 252H220L219 251V249H218V251H216ZM247 252V251H246ZM26 254L28 253H30V251L29 252H25ZM35 253V252H34ZM169 253V252H168ZM180 253V254H179ZM262 253H263V251H262ZM2 254V253H1ZM31 254V253H30ZM29 254V255H30ZM51 254V253H50ZM49 254V255H50ZM53 254V253H52ZM111 254V253H110ZM115 254H116V252H115ZM122 254V253H121ZM120 254V255H121ZM142 254V253H141ZM150 254V255H149ZM182 254H184V255H182ZM189 254V255H188ZM205 254V253H204ZM212 254V253H211ZM32 255V254H31ZM38 255V254H37ZM48 255V256H49ZM109 255V254H108ZM118 255V254H117ZM127 255H129V254H127ZM166 255H168L169 256V254H166ZM166 255L163 257V258H165L166 257ZM197 255V254H196ZM263 255V254H262ZM2 256V255H1ZM51 256V255H50ZM110 256V255H109ZM125 256V255H124ZM145 256V255H144ZM167 256V257H168ZM171 256V255H170ZM174 256V255H173ZM188 256V257H187ZM195 256V255H194ZM193 256V257H194ZM52 257V256H51ZM96 257V256H95ZM106 257H108V256H106ZM105 257V258H106ZM123 257V256H122ZM137 257V256H136ZM135 257V258H136ZM179 259L181 258V257H179V256H177ZM185 257V258H184ZM202 257V256H201ZM1 258H3V257H1ZM15 258V257H14ZM25 258V257H24ZM46 258V257H45ZM48 258V257H47ZM133 258V257H132ZM134 258V259H135ZM140 258V259H141ZM176 258V257H175ZM221 258V257H220ZM231 258V257H230ZM98 259V258H97ZM119 259V258H118ZM124 261H125V259L124 258H122ZM127 259V258H126ZM138 258H136L135 260V262H138V260H137ZM146 259H148V260H146ZM153 259H156V261L155 260H153ZM178 259V260H179ZM190 259H192V258H190ZM204 259V258H203ZM202 259V260H203ZM236 259V258H235ZM12 260H13V258H12ZM45 260V259H44ZM81 260V259H80ZM86 260V259H85ZM98 260H101V259H98ZM109 260V259H108ZM160 260V259H159ZM167 260H169L168 258H167ZM182 260V261H183ZM198 260V259H197ZM228 260V259H227ZM263 260V259H262ZM102 261H104L103 259H102ZM152 261H150L151 263H152ZM181 261V260H180ZM195 261V260H194ZM241 261V260H240ZM259 261V260H258ZM264 261V260H263ZM1 262H2V260H1ZM35 262V261H34ZM72 262H73V260H72ZM88 262V261H87ZM101 262V261H100ZM105 262V261H104ZM103 262V263H104ZM114 262V261H113ZM134 262V261H133ZM190 262V261H189ZM193 262V261H192ZM192 262H190V263H192ZM220 262V261H219ZM225 262V261H224ZM260 262V261H259ZM48 263V262H47ZM127 263V262H126ZM230 263V262H229ZM233 263V262H232ZM244 263V262H243ZM15 264V263H14ZM80 264H82V263H80ZM119 264H120V262H119ZM130 264H132V263H130ZM170 264V263H169ZM180 264V263H179ZM203 264V263H202ZM204 264H207V263H204ZM228 264V263H227ZM231 264V263H230ZM236 264V263H235ZM239 264V263H238Z\"/></svg>",
    "mask_w": 264,
    "mask_h": 264
}]
</instances>
